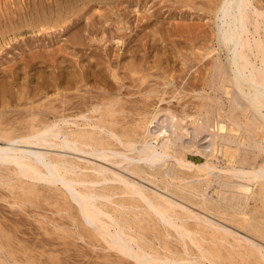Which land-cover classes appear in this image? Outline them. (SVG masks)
Masks as SVG:
<instances>
[{"label":"bare ground","instance_id":"6f19581e","mask_svg":"<svg viewBox=\"0 0 264 264\" xmlns=\"http://www.w3.org/2000/svg\"><path fill=\"white\" fill-rule=\"evenodd\" d=\"M16 1L18 2V0H14V1L13 0H0V3L2 4V7L5 6L7 8H10L9 4L10 5L14 4V3L17 4ZM25 1L28 4H24L23 0H19L18 4H21V5H18L19 6L18 7L15 4V7H17V10H12V8H11V11H13V13L11 15H10V13L6 14L3 11L5 14L2 13V17L4 18V16L6 15V18L5 19H1L2 17L0 18L2 20V21L0 20V31H2V34H3L5 41L8 39L7 37H10V39L14 38L11 35L13 32H15V34H16L17 32L18 33H21V32L24 33L25 31H34V34H36L35 31H39V30L42 31L44 28H49V27H52V32H53L52 35L54 34L55 30L60 29L61 32L59 31V34L60 33L63 34V32H65L66 29L74 28L75 26L78 28L77 29L75 27L78 30V32L75 31L76 30L75 28H74L75 30H73V31L76 32L77 36H80V34H83L84 31H86V29L89 31L90 35H95V34H97L96 28L102 27V26H97L95 28V26H92V25H94V23H93L91 25V27H87L86 25H84V23L89 24V22H93L91 20L92 17L95 18L100 13L103 14V15L101 14V16H103L102 18L99 15L101 19L106 18L105 17L106 15L104 16V12H103L104 10H100V12H98L99 11L98 9H101L103 4H113L115 7V5L120 6V4H123L124 2H126L128 0H52V2H49L46 0H31L32 2H30V3L28 2V0H25ZM139 1H141V0H139ZM139 1H137L138 4H139ZM150 1H148V2L150 3ZM152 1L157 3V1H155V0H152ZM174 1L176 3L179 2V5H181V3H182V4H186L188 6L194 5L196 7L197 5H195V4H199L198 2L201 0H174ZM203 1H204L203 4L204 5L206 4V6L208 8V10L207 9L206 10L208 11V13L210 12V15H211L210 17L212 18V19H210V17H209L210 22L213 20L212 21L213 22V28L211 26L212 31L211 32L209 31L210 33L209 34L207 33L208 35L206 34V36H208L209 38H207L206 36H203V33H201L202 35L201 34H198V35L202 36L201 39H203V37L207 38V39H203L206 42L208 40H212L211 42H213V43L210 45L206 44V45H208L207 50L204 49V51H202L203 49H201L202 54H203V52H205L203 54L204 56L209 55V57L211 58L210 59V58L206 57V58L210 59V61L208 62L209 66H207L208 72L206 71V69L203 68V65H202L203 71L205 70L206 73L203 72L204 73V74H202L203 77H201L202 75L201 76H195L194 75V76L200 77V79H198V81L200 83L199 86H200V88L203 89V91L208 90L207 88L209 86L212 87L209 89V90H211V89H213V86L215 88H217V85H218V88L222 89L223 93L225 94L226 102H227V100L229 101V104H230L228 106L229 111L227 112L226 109L224 108V106L226 104L224 102V100H225L224 96H222V95L220 96L219 94H217L215 96L212 94L209 95V98H213V99L217 100L216 102H220L222 105V107H220L218 109L219 112L216 111V113L218 112L220 114V116L217 114V116H219V117H217L216 115H214L215 113L213 114L215 116L214 117L215 119L210 114V115H206L207 117L201 121L202 117H200V116L190 117L191 113L188 114L189 113L188 111H187V115L180 116L179 115L180 108H178L179 110L176 111V110H174V108L172 106L169 107V105H168V107H165V105H163L165 108L162 107V105H161L159 108L155 107L156 108L155 110H151V107H150L151 104L147 103V100H151V98L149 99V97L152 94H153L152 96H155L154 93L158 91V89L156 88V85L160 84L159 80H157L159 83H156V85L154 84L155 86L153 85L157 89L156 90L153 86H145V85L143 86L142 85V84H144L145 78H147V76H144L145 78L142 79L138 75L141 76V73L145 72L144 70H143L144 72L142 71L139 74L137 73L138 75L132 74V75H134V77L131 75L133 78H136L135 76L137 75L141 79V80L138 79L139 81L137 80L140 83H138L139 84V86L137 87L138 91H136V92H138V94L140 93L141 95H143V97L144 96L146 97V98H144L145 100L144 99L142 100L140 98L139 101H137L134 99L135 101L138 102V105L132 103V102H134L133 97L131 96L132 99H130L131 98L130 96H129L130 98H128L127 95L125 97H124V95L125 94L131 95L132 92L130 91L129 88L133 87L135 84L131 85V86L128 85L129 86L128 87L127 84H130L131 82L126 83V81H123L125 79V77L120 76V72H121V74L123 73L122 68H121L122 71L120 70V72H118L120 67H121V65H119L120 63H117L119 61L120 56H118V58L115 59L114 62H116V61L117 62L114 64L110 60L111 57H109L108 59L110 60L109 61L110 66L109 67L107 66L106 69L103 68L104 66L99 69V68H97L98 66H97L96 62L97 61L99 62L101 59L104 61V59L101 58L99 60V58H97L98 59L97 60L96 57L100 56V54L102 53L103 50H101V53H100V51H97L98 53L97 52L96 53L99 55H96V57H95L96 53L94 54V52L96 51V48L94 47L95 51L92 50L93 53L90 55H91V57L94 56V58H95L94 60H96V61H92L93 58L90 59L89 57L87 59H84V57H87V56H84V53L81 56H79V54H77L79 57L77 56L78 59L76 60V62L75 63L70 62V63H74L73 65L72 64H70V65H72V66L75 65L74 66L75 68L74 67L69 68L67 66H63L64 64L62 65L61 63H59L60 61L57 62L58 59L60 60V57H57L56 53L58 51L59 53H57V54H58V56L60 55V53L62 52V49H63L61 46H58L56 48V50H53V52L51 50V53H50V50L49 51L46 50V51H48V53L45 52V50H44V51H42L43 54L46 53L47 55H49V57L50 56L52 57V62H51V60H46V61H50L52 63L50 65L51 69H53L52 66L54 67L52 73L50 72L52 74V79H50L51 77L49 79L52 80L51 82H53L51 87H53V88L55 87L57 93L60 94V97L58 95L57 97H59V98L58 99L53 98L54 100L49 98L50 100H52V102L47 101V99H46L47 102H43L40 105L36 104L37 106L34 103L35 102L33 100V99H35V97H34L32 99L34 101L33 102L34 105L28 104L29 108L26 107V110L24 112L22 111L23 112L22 114H24V113L25 114L21 116L22 117L21 119H19L20 117L14 116L15 114L17 116H20V113H21V109H20V113L17 114V111H16V109L18 108L17 106L15 109L16 113L14 115H13L12 111L10 112L13 115V117H12V115L9 114V112H7L10 107H8L7 110L6 109L3 110L4 108L0 109L2 111L7 112L8 115H10V116H6L7 113L4 116H3V114L2 115L0 114V200L2 199L3 202L5 200L10 204V206L9 205L8 206L10 207L11 210H13L12 211L13 214L19 215V216L27 215V217L33 216L36 218V221L39 222V225L35 224L37 226H33L34 229H37V228H38V230L44 229L45 231H52L51 233L57 232L58 234H60V237H61L62 232L69 228V227L67 228V226H70V231H68L69 230L68 229L67 230L68 232L73 233L74 235L75 234L78 235L79 237H81V239L87 240V242H89L90 245H92V246L101 245L102 247H104V249H103L104 251H106L107 249L110 250L109 252H111V250L112 251L114 250L116 252L118 251L119 254L121 253L120 254L121 256L124 254L123 256H125V257L126 256H130V258L133 257L138 262V264H233L235 262V260H236L235 258L237 257L238 254L244 255V257H243L244 261L246 260L245 264H248L247 262H249L250 259H252V262H249L251 264H264V240H262L263 242L258 241L259 238H261V237L264 238V210H263L264 209V0H208L209 2H207V3L205 2L206 0H203ZM131 2L132 1H129V3H131ZM141 2H143V0ZM160 2H164V1L160 0ZM166 2L168 5L169 1L167 0ZM164 4L166 5L165 2H164ZM171 4L172 3H170L168 6H170ZM25 5H27V6H25ZM123 5L125 6V4H123ZM139 5H141V4H139ZM152 5L153 4L151 3V6ZM173 5H171V6H173ZM201 5H202V3H201ZM154 6H152V7H154ZM175 6H176V4H175ZM110 7H111V5H110ZM133 7H131V9H134ZM146 7L144 6L142 8L144 9ZM158 7L159 6L156 7L157 8V12H156L157 14L154 13L155 10L153 12L154 15L156 14L155 17H157L158 11L160 10V9L158 10ZM189 7H190V9L192 8L191 6H189ZM202 7L205 8V6H202ZM4 8H2V10H5ZM93 8L97 10V12H98L97 15H94L96 10H95V12H93L91 10ZM176 8H179V6H177ZM176 8H175V10L174 9L173 10L176 11ZM186 8L188 9V7H186ZM103 9H105V8H103ZM113 9L115 10V8H113ZM129 9L130 8H128V12L132 11V14L135 13V12L133 13V10L130 11ZM169 9L170 8H168V10ZM194 9H196V8H194ZM121 10H122V8H121ZM147 10L148 9H146V11ZM171 10H172V8H171ZM202 10H199V11L201 12ZM206 10H205V12H207ZM9 11L10 10H8L7 13ZM91 11L94 13L93 14L94 16L91 15L92 17L90 16ZM195 11L197 12V10H195ZM203 11L201 12L202 15H204ZM113 12H115V11L112 10V13ZM115 13H118L117 15H119L118 11H116ZM122 13L124 14V13H126V11L122 12ZM139 13H141V12H139ZM149 13H150V15L152 14L150 11H149ZM106 14H107V11H106ZM123 14H121V15L124 17L125 15H123ZM126 14H129V13H126ZM135 15H139V14H135ZM146 15H144V16H146ZM150 15H147V17L149 16V18H150L151 17ZM99 16L97 19H100ZM112 16H114V13ZM122 16L119 15V17H118L120 21H123ZM139 16L142 17L141 15H139ZM139 16H137V18ZM170 16H171V14H170ZM90 17H91V19H90L91 21H89V19H87V21H89V22L83 21L84 18H90ZM109 17H111V15ZM109 17L106 18L107 21H108V19H110ZM115 17H112V19L114 18L113 20L117 21L118 18L117 17L115 18ZM125 17L130 19L131 16H125ZM181 18H180V20H182V19L186 20L188 17L187 18L185 17L182 19ZM101 19H100V21H102ZM144 19H145V17H144ZM164 19H165V17H164ZM196 19L199 20L200 17L196 18ZM201 19H203V18H201ZM155 20H156V18H155ZM180 20H178V21L180 22ZM100 21L98 20V22H100ZM141 21H142V19H141ZM146 21H147V19H146ZM151 21H153V20H151ZM160 21H158V22H160ZM188 21H192V20H188ZM111 22H113V24H114V21H110V23ZM126 22H129V21L127 20ZM167 22H165V23L167 24ZM184 22H186V21H184ZM193 22L194 21L190 22V24ZM204 22L205 21H203V23ZM207 22L210 23L209 21H207ZM212 22L210 24H212ZM124 23L125 22H123V24ZM152 23H154V22H152ZM174 23H175V21H174ZM174 23H172V24H174ZM105 24H106V22H105ZM123 24H121V25L124 26ZM125 24H128V23H125ZM141 24H146V23L143 22ZM149 24H147L146 26H148ZM155 24H157V21L155 22ZM159 24H161V23H159ZM184 24H186V23H184ZM194 24H195V22H194ZM106 25H104V22H103V26H106ZM108 25H107V27H108ZM121 25L119 26L120 28H121ZM129 25L132 26V24H129ZM161 25H163V22ZM169 25H164V26H169ZM176 25H177V22H176ZM176 25H175V27H176ZM207 25L208 24H206V26ZM114 26H112L110 29L111 30H112V28L114 29ZM116 26H118V25H116ZM125 26H124V28L126 29ZM130 26H129V28H130ZM196 26H194V28ZM198 26H200L201 28L204 27V25L202 26L201 24H198ZM152 27L155 29L156 25L152 26ZM177 27H178V25H177ZM179 27H182V26L179 24ZM183 27L185 28V25ZM186 28H188V27L186 26ZM189 28L191 29L192 27L189 26ZM201 28H200V31H198L199 33L201 32ZM108 29L109 28H105V30H108ZM157 29H155L156 32H158ZM190 29H188V30L190 31ZM197 29H198V27H197ZM46 30L48 31L47 33H50L49 32L50 30H48V29H46ZM62 30H64V31L62 32ZM102 30H104V28ZM123 30L121 29V31H123ZM149 30H151V29L149 28ZM149 30H148V32H149ZM160 30H162V29H160ZM174 30L175 29L173 28V31ZM192 30H193V28H192ZM203 30H205V28H203ZM73 31L70 30V32L68 34H72ZM108 31H106V32H108ZM116 31H117L116 34L121 32L118 29ZM130 31L133 32L132 28ZM155 31H154V33H155ZM109 32H110L109 33L110 35L115 36V34H111V31H109ZM145 32L143 31V33H142V30H141L142 34H147ZM184 32H182L183 35H184ZM47 33L44 32L43 34L44 35L46 34L45 36H47ZM129 33H127V34H129ZM152 33H153V31H152ZM167 33L163 34L162 36L169 35ZM109 34H107V35H109ZM161 34H162V32H161ZM179 34L180 33H177V35H179ZM185 34H187V33H185ZM37 35L38 34L34 35V37ZM40 35H42V34H40ZM86 35H85V38H86ZM104 35H106V34L103 33V37L105 38L106 36H104ZM137 35H138V33H137ZM137 35L133 34L132 38H134L135 36H136L135 38H137ZM150 35H152V34L150 33ZM159 35L160 34H158V36ZM191 35L194 37V32H193V34H189L190 37H191ZM57 36H59V35H57ZM125 36H126V33H125ZM140 36H142V35H140ZM140 36L137 39H139ZM181 36L179 35V37H181ZM197 36H195V37H197ZM32 37H33V35H32ZM42 37H44V36L42 35ZM148 37H149V34H148ZM176 37H178V36H176ZM29 38H30V35H29ZM141 38H140V40H141ZM174 38L171 37L172 43L174 41L173 40ZM182 38H184V37H182ZM182 38H181V40H184ZM14 39H15L14 41L17 42V40H16L17 38H14ZM34 39H36V38H33V41H34ZM40 39H42L44 41L43 38L39 37V40ZM99 39H100V37L98 38V41H99ZM108 39L111 40V39H115V38H112L109 36L107 38V40ZM118 39L119 38H117L115 41H118ZM123 39L126 40V38H123ZM130 39H129V41H130ZM168 39L170 40V38H168ZM195 39H197V38H195ZM21 40H24V39H21ZM125 40H124V42L129 44V42H126ZM145 40L142 39V42L144 41V43H142V45L140 44L141 42H138L135 39L133 40V42L137 41V43L140 44V45L139 44H137V45L142 47V48H139L141 51L143 49L142 53L144 51L147 52V50H145V48H143L144 47L143 44H145V42H146ZM178 40H179V42L181 41L179 38H178ZM18 41H20V40H18ZM25 41H26V39H25ZM25 41H24V43H25ZM28 41H29V39H28ZM52 41H54V39H52ZM109 41H107V42H109ZM119 41H121V39ZM30 42H31V40H30ZM69 42H71V41H69ZM133 42H131L130 43L131 46H129L130 45L129 44L128 47H133L134 46V45L132 46ZM157 42L158 41H156V44H158ZM175 42H177V45H179L178 41H175ZM186 42L189 43L191 41L189 40ZM194 42H197V41L194 40L192 43H194ZM201 42H203V41H201ZM11 43H13L12 40H11ZM35 43H37V41H34V44ZM55 43H56V39H55L54 44ZM72 43H73V45L77 44L78 46L82 45V47H84L83 46V40L81 38H77L75 40L73 39ZM72 43H70V44L72 45ZM92 43H94V42H92ZM119 43L117 42V45ZM207 43H209V42H207ZM28 44H29V46L34 45L32 43L30 44L29 42H28ZM41 44H42V41H41ZM41 44L39 45L40 47H42ZM44 44H43V46H45ZM90 44L91 43L87 44V46ZM107 44H109V43H107ZM115 44H116V42H115ZM154 44H155V42H154ZM174 44H175V47H177L176 43H174ZM183 44H184V42H183ZM37 45H38V43H37ZM66 45L67 44H65V46H63V47L67 48ZM73 45H72L73 49L72 48L71 49L72 50L77 49ZM123 45H124V43H123ZM145 45H146V47L148 45L151 46V44L147 45V43ZM15 46H17V45H15ZM87 46L85 47L86 48L85 52H87V49L91 50L89 47H91L92 44L88 48H87ZM105 46L107 47V49L113 48V47H111L112 44H110L109 47L106 44H105ZM125 46H127V45L125 44L124 47ZM22 47L23 46H21V48ZM32 47H34V46H32ZM32 47H31V50H32ZM53 47H55V46H53ZM106 47H104V48L107 51ZM153 47H155V45H153ZM1 48H2V51H4V47L0 46V49ZM9 48L6 50H10ZM13 48H14V45H13ZM24 48H25V46H24ZM37 48H38V46H37ZM97 48H98V46H97ZM116 48H118V46L115 47V49L114 48L113 49L116 51L117 50ZM135 48H137V46ZM174 48H172V49L175 50ZM197 48H195V49L197 50ZM18 49H20V48H18ZM64 49H63V51H64ZM110 49H108V50H110ZM118 49H120V46ZM139 49L137 48V52H139L138 51ZM154 49H156V48H153V50ZM157 49H158V47H157ZM172 49L170 48L169 50H172ZM195 49H193V50L196 51ZM13 50H12V52H13ZM42 50H43V48H42ZM77 50H76V52H77ZM83 50H84V48H83ZM129 50L132 52L131 48ZM180 50H181V48H180ZM193 50H191V53ZM23 51H24V49H23ZM23 51H21V52H23ZM29 51H30V48H29ZM123 51H125V49ZM127 51H128V49H127ZM133 51L134 52H132V53L136 52L134 49H133ZM148 51H149V53H151V55H152V53L155 52V51L151 52V49ZM166 51H167V48H166ZM199 51L200 50H198V53L195 52L196 53L195 57L197 56V54L201 55V54H199V53H201V51L200 52ZM78 52H81V50H79ZM108 52H111V54H113V56L116 55L112 52V50H110ZM108 52H106V53L109 56L110 54ZM117 52L121 53L118 50L116 51V53ZM163 52H164L163 53L164 55L161 54L162 52L161 53L159 52V53L161 56L163 55V57H164L166 54H165V51H163ZM167 52H169V51H167ZM173 52L174 51L170 52L169 54H171V53L174 54ZM5 53H7V52H5ZM35 53H36V51H35ZM63 53H66V51ZM69 53H73V52H71V50H70ZM88 53L89 52H87V54ZM130 53H128V55ZM126 54L124 56L125 58H127ZM139 54H140V52L138 53V55ZM177 54H179V53H177ZM13 55H14V52H13ZM32 55H35V54H31V56ZM37 55L39 56V54H37ZM103 55L101 54V56H103ZM155 55H156V52H155L154 56ZM181 55L182 54H180L179 56H181ZM15 56H18V54L16 53ZM22 56H23V54H22ZM31 56H29V57H31ZM63 56H64V54H63ZM104 56H106V54ZM113 56H112V60H114V58L117 57V55L114 58H113ZM134 56H135V54H134ZM144 56L147 57L146 55H144ZM154 56L152 55V57H154ZM166 56L170 57L169 55H166ZM175 56H176V54H175ZM25 57H27V56L24 55L23 59L25 61L30 59V58L26 59ZM34 57L35 56L31 57V59ZM41 57H42V55H41ZM41 57L38 58V61H39V59H41ZM43 57H45V55H43ZM65 57H67V56H65ZM168 57H167V59H168ZM173 57H174V55H173ZM6 58H7V60H9L7 56H6ZM121 58L122 57H120V59ZM142 58L143 57H141V59ZM156 58H158V57H156ZM180 58L181 57H179V59ZM190 58H192V57H190ZM2 59H0V60H2ZM13 59H15V58H13ZM23 59H22V61H24ZM47 59H48V56H47ZM62 59H63V57H62ZM131 59H132V57H131ZM139 59L140 58L138 57V60ZM149 59L151 61L152 58L149 57ZM154 59L155 58H153V60ZM160 59H161V57H160ZM164 59H165V57H164ZM177 59L175 58L176 62H177ZM182 59H180V60H182ZM197 59L195 61L196 63L198 62ZM204 59H205V57H204ZM4 60L7 61L5 58L3 59V61ZM18 60L20 61V59H18ZM30 60H29V62H30ZM70 60H71V58H70ZM74 60L75 59L73 57V61ZM85 60H88V62H86ZM127 60L130 61V59H127ZM144 60H146V59H144ZM144 60H142L143 62L141 60H139V62L144 63ZM172 60H173V58H171V61L169 60V62L165 61V62H168V66L169 67L171 66V68H172V66L174 67L175 64H176V67L179 68V70H181L184 66H186V65H184V66L179 65V66H182V68H180L177 66L178 63L173 64ZM175 60H174V62H175ZM180 60H179V63H180ZM16 61H17V59H16ZM25 61H24V64L26 65ZM81 61H82V63H81ZM107 61L108 60L106 59V62ZM125 61H126V59H125ZM146 61L150 65V62L148 60H146ZM160 61H159V63H160ZM182 61H185V60H182ZM65 62H67V61H65ZM165 62L163 64H165ZM170 62L173 65H169ZM9 63H12V61H9ZM9 63H6V65L8 64V67H10V70H11L12 66L14 67V65L19 64V62L16 64L14 61L15 64L12 63V66H10ZM33 63H32V66L35 63L37 64V60L34 64ZM67 63H69V62H67ZM155 63H154V65H155ZM40 64H41V62H40ZM43 64H44V62H43ZM125 64H123L124 67H125ZM130 64H131V62L129 63V65ZM146 64L144 65L145 67H146ZM180 64H182V63H180ZM185 64H187V63H185ZM22 65L23 64L21 63V66ZM25 65H23V66H25ZM28 65L29 64H27V67H29ZM46 65H48V64H46ZM99 65H100V63H99ZM107 65H109V64L107 63ZM135 65H136V62L134 64V66ZM36 66L39 67V65H36ZM118 66H119V68H118ZM159 66L161 67V64ZM159 66L156 65V67H158V69H161L162 67L159 68ZM168 66L166 65V68ZM2 67H3V65H2ZM33 67H35V66H33ZM99 67H101V66H99ZM126 67H127V65H126ZM126 67L124 69H127L129 66L127 68ZM136 67L141 68L142 66L138 67V65H136ZM198 67L201 68L200 66H198ZM4 68L8 69L5 65H4ZM148 68L150 69L152 67H148ZM163 68L161 69V71L163 70ZM174 68H173V70H175ZM17 69H15V70L17 71ZM42 69H43V67H42ZM51 69H50V71H51ZM142 69H143V67H142ZM185 69H187V67L183 68V70L181 72L182 74H183ZM29 70H31V69H29ZM130 70H131V68H130ZM130 70H124V73L127 71L129 72ZM135 70H136V68L132 69L133 72H135ZM151 70H149V71L151 72ZM153 70L155 71L154 68H153ZM169 70L172 73V69L169 68ZM12 71H13V74L15 75L16 73L14 72L13 69H12ZM165 71H167V70H164L163 72H165ZM7 72L9 73V69ZM33 72H34V70H33ZM33 72L30 73V71H29V74H32ZM42 72H39V73L42 74ZM158 72H159V70H158ZM187 72L189 74L190 70L189 71L187 70ZM194 72L192 71V73H194ZM0 73H3V72H0ZM22 73H23V71H22ZM24 73H25V71H24ZM129 73H131V72H129ZM129 73H125L122 75L127 74L126 76L129 77V75H130ZM162 73L160 75H162ZM197 73L199 74V72H197ZM7 74H5V75L7 76ZM29 74L27 73V75H29ZM46 74H45V76H46ZM149 74L150 73H148V75ZM157 74H159V73H157ZM172 74H171V76H172ZM179 74H176V75H179ZM188 74L186 76H188V79H189L190 76ZM20 75H22V77L23 76L25 77L24 74H20ZM156 75L153 74L154 77ZM160 75H157V79ZM169 75L170 74H168L167 76H169ZM184 75H183V77L185 78L186 76H184ZM40 76H42V78L44 77L43 75H40ZM180 76H181V74H180ZM27 77H30V76H27ZM128 77H127V79H128ZM175 77L176 76H174V78ZM183 77H181V78L183 80H185ZM1 78H2V76H1ZM8 78L11 79L10 77H8ZM37 78H39V77L37 76L36 80H37ZM150 78L151 79H148V80H151V81L156 80L152 77H150ZM163 78L166 79V81H167L166 84H169L170 89H168L169 86H167L165 83L163 85H166L168 87L167 89L172 91L173 88L171 89V86L174 83L172 85L170 83L174 82L173 79L167 80V78L165 76ZM192 78H194V77L192 76ZM192 78H191V80H193ZM6 79L7 78H5L4 80H6ZM13 79H14V77H13ZM13 79H12V81H14V82H16V81L18 82L20 80L18 77H17V79H19V80H16V77H15L16 81ZM29 79L31 80V78H29ZM29 79H27V80H29ZM44 79H45V77H44ZM46 79H47L46 81L45 80H43V81H45L46 85L50 86L51 82L49 81L50 84H48L49 82L47 83V81L49 79L48 78H46ZM182 79H180V80L182 81ZM39 80H41V79H39ZM133 80L134 79H132V83H133ZM161 80L162 79H160V81ZM194 80H197V79L194 78ZM12 81H10V82L12 83ZM31 81H33V79ZM130 81H131V77H130ZM3 82H5V81H3ZM10 82L8 81L7 83L10 84ZM163 82H165V81H163ZM177 82H179V80ZM189 82H191L190 86L188 85L189 87L186 85V84H188V81L184 82V83H186L185 86H182V89H184L185 92H187L186 88H193L194 89V87H196L194 85L195 84L194 82H193L194 87H192L193 86L192 81H189ZM38 83H40V82H38ZM184 83H183V85H184ZM196 83H198V82H196ZM14 84L15 85L13 87L17 86L16 85L17 83H14ZM27 84L29 85V83H27ZM27 84H25V85H27ZM178 84H180V82ZM147 85H148V83H147ZM5 86L6 85L3 84V88H0V90H1L0 92L2 95L4 93L6 94L8 91L10 92V90H11L10 88H6ZM10 86L12 87V84H10ZM22 86H24V84ZM37 86H39V85H37ZM42 86H44V85L42 84ZM49 86H46V88L48 87L50 89ZM161 86H162V84L160 85V87L159 86L158 87L161 88ZM166 86H164V87H166ZM197 86H198V84H197ZM0 87H2V86H0ZM18 87H19V85H18ZM89 87H91V88H89ZM134 87L133 88L136 90V86H134ZM173 87H175V86H173ZM24 88H25V86H24ZM26 88H27V86H26ZM29 88H30V86H29ZM29 88H27V89L29 90ZM43 88H45V86ZM46 88H45V90H47ZM53 88H51V89H53ZM95 88L96 89L100 88V89L96 90ZM124 88H125V91H123ZM18 89H17V91H18ZM27 89H24L23 92H26ZM37 89L34 88V90H37ZM134 89H132V90L134 91ZM19 91H18V93H19ZM47 91H49V90H47ZM201 91L199 90V93ZM12 92H14L13 89H12L11 93ZM15 92H16V89H15ZM20 92H21V94L23 93L22 91H20ZM28 92H31V91H28ZM33 92H35V91H32V93ZM40 92H43V91H40ZM161 92H163V91H161ZM172 92H175V91H172ZM194 92H196V91H194ZM18 93H15V95ZM134 93H135V91H134ZM134 93L132 95H134ZM158 93H160V92H158ZM164 93H166V89H165ZM164 93H162V94H164ZM167 93H169V92L167 91ZM25 94L28 95L29 93H25ZM25 94L22 97L20 96L21 98L20 97H14L15 95L12 94L13 95V101H14V98H19L20 100H22V98H24V96L25 97L27 96ZM35 94L37 95V93H35ZM140 94L138 96L142 97V96H140ZM171 94L172 93H169V95H171ZM12 95H10V97ZM19 95H20V93H19ZM19 95H17V96H19ZM38 95L40 96L41 94H39V92H38ZM46 95H49V94H46ZM53 95H54V91H53ZM135 95H136V93H135ZM166 95L167 94H165V96ZM187 95L188 96H186V97L188 98L189 94H187ZM39 96L36 98V101H37V99H40L41 97H43V95H41L40 98H39ZM163 96L164 95L160 96V100L164 99ZM200 96H203V94ZM31 97H33V95H31ZM31 97H30V99H31ZM45 97H48V96H45ZM45 97H43V98H45ZM139 97L136 96V99H138ZM186 97L185 98L183 97L185 99L184 102L186 101ZM3 98H5V97H3ZM3 98H2V100H3ZM157 98L156 99L154 98L155 100L154 99H152V100L156 101L159 99V98L158 99ZM177 98H180V97L178 96ZM177 98H175V100ZM193 98L191 99V97H189L188 99L193 100ZM10 99H12V98H10ZM166 99L167 98H165V100ZM165 100H162V101L165 102V104H166ZM198 100H201V98L199 97ZM25 101L28 102L27 99H25ZM140 101H144V103L142 102V104H139V103H141ZM169 101H170V99H169ZM181 101H183L182 98H181ZM148 102H150V101H148ZM158 102L159 101H157V104H158ZM179 102H180V100H179ZM179 102L177 101V104ZM184 102H183V105H184ZM198 102H200V101H198ZM198 102H196V103H198ZM213 102H215V101H213ZM213 102L211 101V103H213ZM7 103H8V101H7ZM16 103H13L12 106L13 107H15V105L19 106L20 103H22V105H20V108H21V106H24L23 104L25 102L23 103V101L22 102L19 101V104H18V102H16ZM30 103H31V100H30ZM151 103H152V101H151ZM167 103L171 104V101L167 102ZM174 103H176V102H174ZM200 103H205V102H200ZM26 104L27 103H25V106H26ZM152 104H155V102ZM173 104H171V105H173ZM177 104L173 105V106H176L175 107L176 109L178 106ZM181 104H182V102H181ZM186 104L188 105V104H190V102L189 103L187 102ZM216 104L219 105L218 103H216ZM8 105H9V103H8ZM8 105H6V106H8ZM190 105L193 106L192 104H190ZM190 105L187 107L190 108ZM0 106H2V104ZM208 106H210V105H208ZM211 106L214 107V105H211ZM2 107H4V106H2ZM152 107H154V105ZM178 107H180V106H178ZM205 108L207 109L208 107H205ZM210 108H209V110H210ZM182 109H183V106H182ZM195 109H193V110L196 111L197 109L196 110ZM17 110H19V109H17ZM184 110H186V109H184ZM216 110H217V108H216ZM162 111L169 112L171 118H169V117L168 118H169V120L170 119L171 120L168 123V121H167L168 119H167L166 122L168 124L164 125L166 123V122H164V124L161 127H157L158 124L156 125L154 122L157 121L156 120L157 116H159L158 114ZM206 111H207V114H209L208 110H206ZM150 112L153 113V114H151V116L149 115ZM167 112L164 113V115L168 114ZM211 112L213 113V111H211ZM1 113H4V112H1ZM180 113L186 114L185 112H183V113L180 112ZM205 113L206 112L204 110V113L203 112L201 113L202 116H203V114L205 115ZM201 114L199 112V115H201ZM188 116L190 118H194L193 121L191 120L192 123L189 122L188 124H194V123L198 122V126L195 127L198 133H200V132L204 133L205 130L208 132V130L209 129L211 130L212 126H213L214 127L213 128L214 133H212L213 131L209 132V134L212 133L211 137L209 139L207 137V139H205V141L203 140V142H201L199 139H198V141H196V140H194L195 138L193 140L189 139V141L185 142V140L183 138L187 134H191V130H194V129L190 130V127H189L190 125L187 124L188 121L186 118ZM157 123H159V122H157ZM192 134H193V132H192ZM188 136H190V135H188ZM188 136L185 138H188ZM200 136L201 135H199V137ZM193 137H195V136H193ZM190 138H192V136ZM196 138H198V137H196ZM220 153H223L222 156L223 155L229 156V159H225L227 161V162L225 161L226 165L223 164L224 162L222 163V161L220 159V157H222V156H219ZM250 153L253 155H249ZM223 160H224V157H223ZM145 181L149 182V184L146 183ZM214 182L218 184L217 185L218 187L215 189V192L217 193V195L216 194L215 195H216V197L219 196L218 197L219 199H217L216 197L214 198L208 194L209 188L215 187V186H212ZM213 192H214V190H213ZM7 197H12L13 200H8ZM9 199H11V198H9ZM7 202L5 203L6 205H7ZM251 204H253V205H251ZM11 206H12V208H11ZM201 206H203V208H202L203 210H200ZM13 207L15 209H13ZM215 211L224 212L223 214H225V212H227L226 214H229L231 216V218L230 217L226 218L223 216L225 221L223 220L222 222L227 223L228 220L229 221L231 220L230 222H232V223L236 222L235 226L237 228L235 226L230 227V226L224 225L223 223H221V221L219 222V221L213 219L207 213V212H211V213L217 214V212H215ZM6 213L7 212H5V210H3L2 206L0 205V264H11V263H13V264H44L43 262H41L39 259L36 258L35 254L32 253L33 251L30 250L31 249L30 247H28L30 244L29 245L26 243L23 244L22 241H24V240L23 239L20 240L18 238V234H20V233L17 234L16 232H14L17 230H21V225L25 224L26 221H24L23 219H22L23 221L18 219L17 216H16V218H14L15 216L11 217V215L9 216ZM8 214H10V213H8ZM211 215H213V214H211ZM221 215H219V217ZM214 216H216V215H213V217ZM225 216H228V215H225ZM22 222H24V223H22ZM232 225H234V224H232ZM172 230H176V232L179 234L180 243H181V246L183 247V249L181 248V246H180V248L178 246V245H180L177 242V241H179L178 238L176 240V242L178 244L176 246V247H178V249H176L177 251L176 250L174 251L172 249H168V246L171 243L168 244L169 241H167V240H170V238L176 239V238H174L175 236L172 238V234H174ZM45 231H44V233H45ZM17 232H19V231H17ZM59 232H61V233H59ZM67 233H65V234H67ZM149 233L152 234L153 237L159 238V240L163 246L162 248H166L168 251L163 252V250L160 249V247L159 248L156 247L155 240L152 239L153 237H149L150 236ZM45 234H47V233H45ZM170 234H171V237H169ZM21 235H24V234H21ZM257 235L260 236L258 238V240L256 238ZM56 236L57 235H55V237ZM179 236L177 235V237H179ZM36 237H39V236H36ZM263 238H261V239H263ZM39 239H40V237H39ZM26 240H29V239H26ZM42 240H44V239H42ZM76 240L77 239H75V241ZM80 240H78V242H81ZM39 241H41V240H39ZM44 242H46V241H44ZM81 243H83V242H81ZM158 243H159V241H158ZM89 244H88V246H89ZM61 245L56 246V247L54 246V247H55V249L57 247L60 248ZM77 245H79V244H77ZM151 245L154 246V248H152ZM172 245L174 246L175 244H172ZM190 245H193V248L195 246V248H197L196 250H198L199 252L196 253L195 252L196 250H195L194 251L195 253H194L191 250ZM96 246H94L93 249ZM101 246H97L96 248L100 247L102 249ZM148 246H149V248H151V250H149L147 248ZM157 246H159V245L157 244ZM64 247H62V248H64ZM70 247L72 248V246H70ZM176 247L174 246L173 248H176ZM46 248L48 249V247H46ZM71 248H68V249H71ZM20 249L23 250L22 252L25 253V256L20 254L21 253ZM44 249L42 251H44ZM179 249H182V250H179ZM85 250H86V248H85ZM99 251H100V249H99ZM56 252L58 253V251H56ZM74 252H70V253L72 254ZM67 253L69 254V251ZM50 255H47V256L50 257ZM56 255H54V257ZM64 255L66 256L67 254L65 253ZM52 256H53V254H52ZM52 256H51V258H52ZM75 256H76V252H75ZM81 256H82V254H81ZM103 256L104 255H102V257ZM121 256H119V257H121ZM69 257H70V254H69ZM82 257H84V256H82ZM108 257H110V256H108ZM111 257L113 258L112 255H111ZM125 257H123V258H125ZM72 258H75V257H72V255H71V258H67V259L73 260ZM76 258H77V256H76ZM76 258H75V261L73 260L74 262H76ZM79 258H81L80 254H79ZM114 258H115V256H114ZM123 258H121V259L123 260ZM133 258H131V259H133ZM60 259L61 258H59V260ZM84 259H85V257H84ZM90 259L89 260L87 259V261H89V263H90ZM125 259H128V258H125ZM131 259H130V261L132 262ZM117 260H118V258H117ZM84 261H86V259ZM91 261H93V260H91ZM111 261L108 259L109 263H111ZM113 261H115V260H113ZM118 261L120 262V260H118ZM125 261L128 262V260H125ZM240 261H241V258H240ZM253 261H254V263H253ZM48 262H49V260H48ZM48 262H47V264H48ZM67 262H69V261H67ZM74 262H72V263L77 264L79 261L77 263H74ZM129 262L126 264H129ZM56 263H58V262H56ZM79 263L82 264L81 262H79ZM86 263H88V262H86ZM106 263H107V261H106ZM58 264H60V263H58ZM83 264H85V263L83 262ZM92 264H95V262H93ZM237 264H238V262H237ZM242 264H243V260H242Z\"/></svg>","mask_w":264,"mask_h":264},{"label":"rangeland","instance_id":"374dc122","mask_svg":"<svg viewBox=\"0 0 264 264\" xmlns=\"http://www.w3.org/2000/svg\"><path fill=\"white\" fill-rule=\"evenodd\" d=\"M13 1H14V0H13ZM23 1H24V2H23L24 4H28L25 0H23ZM46 1L52 2V0H46ZM129 1H132V2L129 3ZM137 1H139V0H135V1H134V0H128V1H126L127 3L124 2L123 4H125L126 7H125L123 4H120V6H116V5H115V7H114L113 4H103V5H102V8H101V9H98V10H99L98 12H100V10H104L103 12H104V16L106 15V16H105L106 18H108V17L111 15V17H109L110 19H108V21L106 20V18L101 19V18L103 17V16H101L102 13L98 14V12H97L96 9H94V8H93L94 10L91 9L93 12H95V10H96V12H95V14H94V13L91 11L90 16H91V15L94 16V15H97V14H98L97 17L93 18V17L91 16L92 19H91V17H90V18H84V20H83V19H82V20H83L84 22H86L87 19H89V21H91V20L93 21V22H89V21H87V22H89V24H87V23L85 24V23H84V25H86L87 27H91V25H92L93 23H94V25H92V26H95V28H96L97 26H102V27H97V28H96V30H97V34H95V35H90V34H89V31L86 29V31H84L83 34H80V36H77V35H76V32H78V30H77L78 28H77L76 26H75V27H76L77 29L74 27L76 30H75L74 28L66 29L65 32H63L64 30H62L63 34H62V33L59 34V31L61 32L60 29L55 30V31L53 30V31H54V34L52 35V33H53V32H52V27H49V28H44V29H43L44 31H43V30H42V31H41V30H39V31H35V33L38 34V35L35 36V37H34V35H36V34H34V31H25L24 33H22V32H21V33H18V32H17L16 34H15V32H13L11 35H12L14 38H17V39H16L17 42H16V41H14V40H15L14 38H11V39H10V37H7L8 39L5 41V40H4V37H3V34H2V31H0V32H1V33H0V34H1V35H0V46H1V47H4V51L7 52V53H5L4 51H2V48H1V49H0V59H2V58L4 59V58H5V59L7 60L6 56H7L8 59H9V60H7L8 62L5 61V60L3 61V59L0 60V68H1V69H0V72H3V73H0V86H2V87H0V88H3V84H5V85H6V86H5L6 88H10V89H11L10 92L8 91L6 94L4 93L3 95H2L1 92H0V94H1V95H0V105L2 104V106H4V107L0 106V109L4 108L3 110H5V109L7 110L8 107H10V108L8 109V111H7V112H9L10 115H12V114L10 113L11 111L13 112V115L16 113V111H17V114H19V113H20V109H21L20 116H17L16 114L14 115L15 117H20L19 119H21V118H22L21 116L25 114V113H24V114H22V113L26 110V107L29 108V105H34V103H35V105H36V104H37V105H40L41 103H43V102H47V101H51V102H52V100H50V99H53V98H55V99L57 98V99H58V98L60 97V94L57 93L55 87H54V88L51 87L53 82H51L52 80H50V79H52V74H51V73H52L54 67L52 66L53 69L50 68V67H51L50 65L52 64V63H51V62H52V57L50 56V57H51V58H50L49 55H47L45 52L48 53V51L50 50V53H51V50H52V52H53V50H56V48H57L58 46H61L63 49H64V48H65V49H64V51H63V49H62V52L60 51V52H61V53H60L61 56H60V55L58 56L57 53H59V52L57 51L56 55H57V57H60V60L58 59L57 62L60 61L59 63H61L62 65L64 64L63 66H67V67H69V68H70V67L73 68V67L75 66V65H74V66H72V65H73V64L76 62V60L78 59V58H77V56H78L77 54H79V56H81V55H83V53H84V56H87V57H84V56H83L84 59H87V58L89 57L90 59L93 58L92 61H96V60H94V59H95L94 56L91 57V55H90V54L93 53L92 50L95 51V48H96V51L94 52V54H95L97 51H100V53H101V50H103L101 54L103 55V54L105 53L106 56H107V57L104 56L105 54H104L103 56H101V54H100V56H97V57H96V55H99V54H97L98 52L95 54L96 59H97V58H99V60H100L101 58L104 59V61H103L102 59H101L102 61L100 60L102 63H101L100 61H99V62L97 61L98 63L96 62L97 66H98L97 68H99V69L102 68L103 66H104L103 68L106 69L107 66H108V67L110 66V62H109L110 60H111V61L113 62V64H114V63L117 62V61H116V62H114V61H115V59L118 58V56L122 57L123 59L121 58V59H122V60H121L120 57H119V61L117 62V63H120L119 65H121V67H120V69H119L118 72H120V70L122 71V69H123V71H122L123 73H122V74H125V73H129V72H131V73H129V74H130L129 77L126 76L127 74H126V75H122L121 72H120V76H122V77L124 76V77H125V79H124L123 81H126V83H129V82L132 83V79H134V80H133V83H132V84H131V83H130V84H127V86H128V85L131 86V85H134V84H135L134 86H136V90L134 89V88H135L134 86H133L134 88H133V87H130L129 89H130V91L132 92L131 95H130V94H129V95H128V94H125L124 97H125L126 95L128 96V98H130V97L132 96V97H133V101H134V102H132V103H134V104H137V105H138V102H137V101H139L140 98H141L142 100H143L144 98H146L145 96L143 97V95H141L140 93H139V94H140V96H142V97H139V96H138L139 94H138V92H136V91H138V90H137V89H138L137 87L139 86L138 83H140V82H138V81H139L138 79H140L139 77H141L142 79H144V78H145L144 76H147V78H145V82H144V84H142L143 86H144V85H145V86H153L154 84L156 85V83H159V82H160V84H157V85H156V88L158 89V91L154 93L155 96H152V95H153V94H152V95L149 97V99L151 98V100H147V103H150V104H151V105H150L151 110H155L156 108H159L161 105H162V107H164L163 105H165V107H168V105H169V107L172 106V107L174 108V110H176V111H178V110H179L178 108H180V112H182V113L185 112V113H186V114L183 113V114H184V115H183V114H181V113L179 112V115H180V116H185V115H187V111H188V112H189L188 114L191 113V114H190V117H194V116H195V117H198V116H200V117H202V118H201V121H202L204 118L207 117L206 115H210V114H211V116H212L213 118L215 117L214 115L217 116V114L220 116V114L218 113V112H219L218 109H219L220 107H222L221 103H220V102H216L217 100H215V99H213V98H209V95H211V94L214 95V96L217 95V94H219L220 96H221V95L224 96V99H225L224 102H225L226 104H225V106H224V105H223V106H224V108L226 109V111L228 112V111H229V110H228V108H229L228 106H229L230 104H229V101H228V100H227V102H226L225 94L223 93L222 89H219V88H218V85H217V88H215V87L213 86V89L209 90L210 88H212V87L209 86V87L207 88L208 90H204V91H205V92H204L203 89L200 88V86H199L200 83H199L198 79H200V77H195V76H201L202 74L206 73L205 70L203 71V68L206 69V71H207V66H209L208 62L210 61L211 58L209 57V55H208V56H204L203 54H204L205 52H203V54H202V51H204V49L207 50L208 45H206V44H209V45H210V44L213 43V42H211L212 40H208L207 42H209V43H207L205 40H203V39H207V38H209L208 36H206V34H207V33L209 34V33L212 31V28H213V22H212L213 20L211 21L212 24H210V23H211V22H210V19H212V18L210 17V16H211V15H210V12L208 13V11H207L208 8H207L206 4H205V5L203 4L204 1H203V0H201L202 2L199 1L198 3H199L200 5H199V4H195V5H197L196 7H195L194 5H189V6H191V7L193 8V9H192V8L190 9V7H189L188 5H186V4H182V3H181V5H179V2L176 3L174 0H171V1L168 0V1H169V2H168V5H169L170 3H172L171 5L174 4L173 6H174L175 8H176L177 6H179V8H176V11H174L175 8H174L173 6H171V5L168 6V5H167V2H166L167 0H161V1H164V2L166 3V5L164 4V2H160V0H155V1H157V3L154 2V1H152V0H151V1H150V0H145V1L143 0V2H141V1H142V0H141V1H139V4H141V5H139ZM146 1H147V2H146ZM148 1H150V3H149ZM16 2H17V1H16ZM18 2H19V0H18ZM18 2H17V4H16V3L11 4V5L9 4V7H10V8H7V7H5V6H4V7H5V8H4V7H2V4L0 3V11H1V12H0V14H1V15H0V18L2 17V13H3V14H5V13H6V14H9V13H10V15H11V14L13 13V11H11V8H12V10H17V7H15V4H16L17 6H18V5H21V4H18ZM28 2L30 3V2H32V1H31V0H28ZM135 2H136V3H135ZM158 2H159V3H158ZM205 2L207 3V2H209V1L206 0ZM46 3H47V2H46ZM128 3H129V4H128ZM132 3H133V4H132ZM151 3L153 4L152 6H154V5H155V6L152 7V6H151ZM154 3H155V4H154ZM201 3H202V5H201ZM175 4H176V6H175ZM108 5H109V6H108ZM110 5H111V7H110ZM127 5H128V6H127ZM132 5H133L134 7H133ZM136 5H137L138 7H137ZM12 6H13V7H12ZM25 6H27V5H25ZM121 6H122V7H121ZM130 6L133 7L134 9H131ZM135 6H136V7H135ZM139 6H140V7H139ZM144 6H145V7L147 6L146 8H144L145 10L142 8V7H144ZM150 6H151V7H150ZM157 6H159V7H158V10L160 9L161 11H160V10H159V11H160L161 13L158 11V15H159V16L157 15V17H155L156 14H157V13H156V12H157V8H156ZM180 6H181L182 8H181ZM185 6L188 7L189 10H188ZM198 6H199V7H198ZM202 6H205V8H203ZM18 7H19V6H18ZM197 7H198V8H197ZM200 7H201V8H200ZM2 8H4L5 10H2ZM13 8H14V9H13ZM103 8H105V9H103ZM109 8H110V9H109ZM111 8H112V9H111ZM113 8H115V10H114ZM116 8H117V9H116ZM119 8H120V9H119ZM121 8H122V10H121ZM125 8H126L127 10H126ZM128 8H130V9H129L130 11L133 10V13H134V12H135V13L132 14V11H131V12H128ZM138 8H139L140 10H139ZM161 8H162V9H161ZM168 8H170V9L168 10ZM171 8H172V10H171ZM194 8H196V9H194ZM18 9H19V8H18ZM107 9H108V10H107ZM146 9H148L152 14L150 15L149 11L147 10V11H148V12H147ZM173 9H174V10H173ZM202 9H203L204 11H203ZM206 9H207V10H206ZM6 10H7V11L10 10V11L7 13ZM105 10L107 11V14L109 13L110 15H109V14L107 15ZM110 10H111V11H110ZM112 10L115 11V12L118 11L120 16H122V15H121V14H123L122 12H125V11H126V13H129V14L124 13L123 15H125V16H131V17H130V19H129V18H126L125 16H124V17L122 16V17H123V21H120L119 18H118L119 15H117L118 13L113 12V13H114V16H112V15H113ZM135 10H136V11H135ZM141 10H142V11H141ZM151 10H152V11H151ZM154 10H155V12H154ZM195 10H197V12H196ZM199 10H202V11L204 12V15H202V13H201L202 11L200 12ZM205 10H206L207 12H205ZM3 11H4L5 13H4ZM18 11H19V10H18ZM144 11H145V12H144ZM139 12H141L143 15H142L141 13H139ZM146 12H147L148 14H147ZM153 12L156 13V14L154 15ZM199 12H200L201 14H200ZM162 13H163V14H162ZM172 13H173V14H172ZM176 13H177V14H176ZM207 13H208V14H207ZM93 14H94V15H93ZM131 14H132L133 16H132ZM135 14H139V15H141L142 17H140L139 15H135ZM146 14H147V15H150L151 17H150V18H149V16L147 17ZM160 14H161V15H160ZM170 14H171V16H170ZM205 14H206V15H205ZM99 15L101 16V18H100ZM102 15H103V14H102ZM144 15H146V16H144ZM153 15H154V16H153ZM167 15H168V16H167ZM172 15H173V16H172ZM200 15H201V16H200ZM208 15H209V16H208ZM98 16H99V18H100L102 21H100V19H97ZM115 16L118 18L117 21L119 20L120 22H119V21L117 22L116 20H113L114 18L112 19V17H115ZM137 16H139V17L137 18ZM162 16H163V17H162ZM176 16H177V17H176ZM182 16H183V17H182ZM184 16H185L186 18L188 17L189 19H188V18H187L186 20H185V19H182V18H185ZM197 16H198V17H197ZM116 17H115V18H116ZM144 17H145V19H144ZM146 17H147V18H146ZM154 17L156 18V20H155ZM158 17H159V18H158ZM164 17H165V19H164ZM178 17H179V18H178ZM181 17H182V18H181ZM199 17H200L199 20L196 19V18H199ZM206 17H207L208 19H207ZM209 17H210V19H209ZM5 18H6V15L4 16V18L2 17L1 19H5ZM148 18H149V19H148ZM157 18H158V19H157ZM160 18H161V19H160ZM174 18H175V19H174ZM180 18H181L182 20H180ZM190 18H191V19H190ZM193 18H194V19H193ZM201 18H203V19H201ZM1 19H0V20H1ZM85 19H86V20H85ZM90 19H91V20H90ZM120 19H121V18H120ZM125 19H126V20H125ZM133 19H134V20H133ZM139 19H140V20H139ZM141 19H142V21H141ZM146 19H147V21H146ZM150 19L153 20V21H151ZM159 19H160L161 21H160ZM163 19H164V20H163ZM168 19H169V20H168ZM205 19H206V20H205ZM98 20H99L100 22H98ZM103 20H104V21H103ZM105 20H106V21H105ZM127 20H128L129 22H126ZM149 20H150V21H149ZM162 20H163V21H162ZM170 20H171V21H170ZM178 20H180V22H179ZM188 20H192V21H194L195 24H194V22H193V23H191V24H192V25H191L190 22H192V21H188ZM1 21H2V20H1ZM83 21H82V22H83ZM94 21H95V22H94ZM110 21H114V24H113V22H111V23L113 24V25H112V24L110 23ZM130 21H131V22H130ZM156 21H157V24H155ZM158 21H160V22H158ZM164 21H165V22L168 21L167 24H166ZM169 21H170L171 23H170ZM174 21H175V23H174ZM184 21H186V22H184ZM196 21H197L198 23H197ZM203 21H205L206 23H205V22L203 23ZM207 21H209L210 23H208ZM80 22H81V21H80ZM103 22H104V25H106V24L108 25V24H109L108 27H107V25H106V26H103ZM105 22H106V24H105ZM123 22L128 23V24H125V23L123 24ZM143 22L146 23V24H141V23H143ZM152 22H154V23H152ZM162 22H163V25H161ZM176 22H177L178 27H177V25H176ZM178 22H179V23H178ZM182 22H183V23H182ZM70 23H71V22H70ZM96 23H97V24H96ZM149 23H150V24H149ZM159 23H161V24H159ZM172 23H174V24H172ZM184 23H186V24H184ZM188 23H189L190 25H189ZM110 24H111L112 26L115 25V26H114V29L112 28L113 31L110 29V28L112 27ZM121 24H123L124 26L126 25V26H125L126 29H125L124 26H122ZM129 24H132V26H130ZM147 24H149V25L146 26ZM154 24L156 25L155 29L158 28V29H157L158 32H156L155 29L152 27V26H155ZM169 24H170V25H169ZM179 24H180L182 27H179ZM183 24L185 25V28L183 27V26H184ZM198 24H201L202 26L204 25L203 28H205L206 31L203 30V28H201L200 26H198ZM206 24H208V25L206 26ZM116 25H118V26H116ZM120 25H121V28L119 27ZM164 25H169V26H164ZM175 25H176V27H175ZM196 25H197V26H196ZM129 26H130V28H129ZM140 26H141V27H140ZM144 26H145V27H144ZM157 26H158V27H157ZM170 26H171V27H170ZM186 26H187L188 28H186ZM189 26L192 27L193 30H192V28L190 29ZM194 26H196V27L194 28ZM211 26H212V28H211ZM146 27H147V28H146ZM162 27H163V28H162ZM197 27H198V29H197ZM103 28H104V30H102ZM105 28H109L110 30H109V29H108V30L111 31V34H115L116 37L113 36V35H110V34H109L110 32H109L108 30H105ZM127 28H128L129 30H128ZM131 28H132L133 32L130 31ZM141 28H142V29H141ZM145 28H146V29H145ZM149 28H150L151 30H149ZM173 28L175 29L174 31H173ZM177 28H178V29H177ZM200 28H201V32L199 33L198 31H200ZM46 29L50 30V31H49L50 33H47L48 31H47ZM117 29H118L119 31H121V29H122V30L124 29V30L121 31V32L118 31L119 33H117V34H118V35H117V34H116V32H117L116 30H117ZM143 29H144V30H143ZM153 29H154V30H153ZM160 29H162V30H160ZM170 29H171V30H170ZM179 29H180V30H179ZM188 29H190V31H191L192 33H191ZM194 29H195V30H194ZM207 29H208V30H207ZM67 30H68V31H67ZM70 30H72V31L75 30L76 32L73 31L72 34H68V33L70 32ZM125 30H126V31H125ZM138 30H139V31H138ZM141 30H142V33H143V31L145 32V31L147 30V31L145 32V33H147V34H142V33H141ZM148 30H149V32H148ZM159 30H160V31H159ZM164 30H165V31H164ZM168 30H169V31H168ZM181 30H182V31H181ZM185 30H186V31H185ZM40 31H41V32H40ZM56 31H57V32H56ZM101 31H102V32H101ZM106 31H108V32H106ZM127 31H128V32H127ZM136 31H137V32H136ZM150 31H151V32H150ZM152 31H153V33H154V31H155V33L153 34ZM166 31H167L168 33H167ZM184 31H185V32H184ZM187 31H188L189 33H188ZM196 31H197V32H196ZM209 31H210V32H209ZM44 32L47 33V36H48V37L45 36L46 34H45V35L43 34ZM85 32H86V33H85ZM112 32H113V33H112ZM129 32H130V33H129ZM161 32H162V34H161ZM163 32H164V33H163ZM182 32H184V35H183ZM193 32H194V37H193L192 35H191V37H190L189 34H193ZM205 32H206V33H205ZM39 33L42 34L44 37H42V35H40ZM57 33H58V34H57ZM103 33L106 34V35H104V36H106V37H107V36H108V37L110 36V37L115 38V39H111L112 41H111L110 39L107 40L108 37H107V38H106V37L104 38V37H103ZM120 33H121V34H120ZM125 33H126V36H125ZM127 33H129V34H127ZM137 33H138V35H137ZM150 33H151L152 35H150ZM157 33L160 34V35L158 36ZM166 33L169 34V35H164V36H162L163 34H166ZM173 33H174V34H173ZM177 33H180L179 35H180V36L182 35V36L179 37V35H177ZM185 33H187V34H185ZM201 33H203V36H206L207 38H204V37H203V39H201L202 36H199V35H198V34H201ZM31 34L33 35V37H32ZM56 34L59 35V36H57ZM86 34H87V35L89 34V35L87 36ZM101 34H102V35H101ZM107 34H109V35H107ZM133 34H134V35H137V38H138L140 35H142L143 37L140 36V38L142 37L141 40H140V38H139V39L135 38L136 36H135L134 38H132V37H133ZM139 34H140V35H139ZM148 34H149V37H148ZM172 34H173V35H172ZM175 34H176V35H175ZM195 34H196V35H195ZM208 34H207V35H208ZM29 35H30V38H31V39L29 38ZM39 35H40V36H39ZM68 35H69V36H68ZM85 35H86V38H85ZM99 35H100V36H99ZM127 35H128V36H127ZM130 35H131V36H130ZM156 35H157V36H156ZM197 35H198V36H197ZM201 35H202V34H201ZM15 36H16V37H15ZM54 36H55V37H54ZM90 36H91V37H90ZM150 36H151V37H150ZM154 36H155L157 39H156ZM161 36H162V37H161ZM166 36H167V37H166ZM170 36L173 37V38L175 37V38L173 39V40H174L173 43L171 42L172 40H171V37H170ZM176 36H178V37H176ZM186 36H187V37H186ZM195 36H197V37H195ZM22 37H23V38H22ZM39 37H40V38H43L44 41H43L42 39L39 40ZM53 37H54V38H53ZM57 37H58V38H57ZM89 37H90V38H89ZM99 37H100V39H99V41H98V38H99ZM102 37H103V38H102ZM129 37H130L131 39H130ZM144 37H145V38H144ZM182 37H184V38H182ZM192 37H193V38H192ZM33 38H36V39H34V41H37L38 45H37V43L34 44ZM77 38H81V39L83 40V46H84V47H82V45H79V46H78L77 44H76V45H73L72 40H73V39L75 40V39H77ZM117 38H119L118 41H115ZM123 38H126V40L123 39ZM160 38H161V39H160ZM168 38H170V40H169ZM176 38H177V39H176ZM178 38H179L180 40H181V38L184 39V40H181L182 42H181V41L179 42ZM190 38H191L192 40H191ZM195 38H197V39H195ZM199 38H200V39H199ZM21 39H24V40H21ZM25 39H26V41H25ZM28 39H29V41H28ZM37 39H38V40H37ZM52 39H54V41H52ZM55 39H56V43L54 44ZM91 39H92V40H91ZM120 39H121V41H119ZM122 39H123V40H122ZM129 39H130L131 42H133V40L135 39V40H137L138 42H141V43H140L141 45H142V43H144V41L142 42V39H143V40L146 39V40H145V41H146L145 44H146V43H147V45H148V44H151V46L148 45V46H147L148 48H147L146 45L143 44V46H144L143 48H145V50H147V52L144 51L145 53H144V52L142 53L143 49H142V51L139 49V48H142V47L139 46L140 44L137 43V41H136V42H135V41L133 42V44H132V46L134 45L133 47H128V45L131 43V42L129 41ZM148 39H149V40H148ZM154 39H155V40H154ZM158 39H159V40H158ZM165 39H166V40H165ZM186 39H187V40H186ZM188 39L191 41V42H189L190 44H189L188 42H186V41H189ZM193 39H194L195 41H197V42H194L195 44L192 43V42L194 41ZM3 40H4V41H3ZM9 40H10V41H9ZM11 40H12L13 43H11ZM18 40H20V41H18ZM30 40H31V42H30ZM93 40H94V41H93ZM100 40H101V41H100ZM102 40H103L104 42H103ZM109 40H110L111 42H110ZM124 40H125L126 42H129V44H128V43H125ZM22 41H23V42H22ZM24 41H25V43H24ZM27 41H28L30 44L32 43V44H34V45H30V46H29V44H28ZM38 41H39V42H38ZM41 41H42V44H41ZM69 41H71V42H69ZM107 41H109V42H107ZM149 41H150V42H149ZM156 41H158V42H157L158 44H156ZM175 41H178V44H179V45H177V42H175ZM201 41H203V42H201ZM2 42H3V43H2ZM15 42H16V43H15ZM19 42H20V43H19ZM21 42H22L23 44H22ZM26 42H27V43H26ZM46 42H47V43H46ZM57 42H58V43H57ZM59 42H60V43H59ZM92 42H94V43H92ZM99 42H100L101 44H100ZM105 42H106V43H105ZM115 42H116V44H115ZM117 42H118V43L120 42L121 44L119 43V44L117 45ZM148 42H149V43H148ZM151 42H152V43H151ZM154 42H155V44H154ZM183 42H184V44H183ZM204 42H205V43H204ZM5 43H6V44H5ZM14 43H15V44H14ZM18 43H19V44H18ZM39 43L41 44L42 47L39 46V45H40ZM44 43H45V44H44ZM70 43H72V45L75 46L78 50L75 49V48H74L75 50H72L73 47H72V45H71ZM85 43H86V44H85ZM89 43H91L93 47L91 46V44L87 46V44H89ZM98 43H99V44H98ZM107 43H109V44H107ZM123 43H124V45L126 44L127 46L124 47ZM170 43H171V44H170ZM174 43H176V46H177V47H175V44H174ZM202 43H203V44H202ZM3 44H4V45H3ZM9 44H10V45H9ZM12 44L14 45V48H15V49L13 48V45H12ZM26 44H27V45H26ZM43 44H44L45 46H43ZM65 44H67V45H66L67 48H66V47H63V46H65ZM96 44H97V45H96ZM105 44H106L108 47L110 46V44H112L111 47H113L114 49H115V47L118 46V48H119V46H120V49H118V48H116V49H117L119 52H121V53H118V52L116 53L117 50L115 51L113 48H111V49L108 48V49L112 50V52H113L114 54L117 55V57H116V55L113 56V54H111V52H108V51H110V50L107 49V47L105 46ZM114 44H115V45H114ZM137 44H139V45H137ZM172 44H173V45H172ZM192 44H193V45H192ZM204 44H205V45H204ZM5 45H6V46H5ZM8 45H9V46H8ZM11 45H12V46H11ZM15 45H17V46H15ZM20 45L23 46V47L21 48ZM94 45H95V46H94ZM113 45H114V46H113ZM121 45H122V46H121ZM135 45H136L137 48L139 49V50H138V51L140 52L139 55H138L139 52H137V48H135V47H136ZM153 45H155V47H153ZM156 45H157V46H156ZM160 45H161V46H160ZM191 45H192V46H191ZM7 46H8V47H7ZM10 46H11L14 50H13ZM24 46H25V48H24ZM32 46H34V47H32ZM37 46H38V48H37ZM53 46H55V47H53ZM86 46H87V48H88L89 46H91V47H89L91 50H88V49H87V52H89L88 54H89L90 56L87 54V52H85V51H86V50H85V49H86V48H85ZM97 46H98V48H97ZM100 46H101V47H100ZM129 46H131V44H130ZM162 46H163V47H162ZM198 46H199V47H198ZM9 47H10V48H9ZM17 47L20 48V49H18ZM31 47H32V50H31ZM52 47H53V48H52ZM68 47H69V48H68ZM94 47H95V48H94ZM104 47H106L107 51L105 50ZM121 47H122V48H121ZM149 47H150V48H149ZM157 47H158V49H157ZM159 47H160V48H159ZM164 47H165V48H164ZM174 47H175V48H174ZM179 47L181 48V50H180ZM192 47H193V48H192ZM197 47H198V48H197ZM200 47H201V48H200ZM8 48H9L11 51H10V50H6V49H8ZM16 48H17V49H16ZM29 48H30V51H29ZM42 48H43V50H42ZM54 48H55V49H54ZM71 48H72V49H71ZM83 48H84V50H83ZM92 48H93V49H92ZM130 48H131L132 52H134L133 49H134L136 52H135V53H132V52L129 50ZM153 48H156V49L153 50ZM166 48H167V51H169V52L166 51ZM168 48H169V49H170V48H171V49L174 48L175 50H173V49H172V50H169ZM195 48H197V50H196ZM199 48H200V49H199ZM23 49H24V51H23ZM34 49H35V50H34ZM39 49H40V50H39ZM69 49H70L71 52H73V53H69V52H70ZM97 49H98V50H97ZM124 49H125V51H123ZM127 49H128V51H127ZM150 49H151V52H154V51L156 52V55H155V56H154L155 52L152 53V55H153L154 57H152L151 53H149L148 50H150ZM193 49H195L196 51H194ZM201 49H203V50L201 51ZM12 50H13V52H14V55H13ZM15 50H16V51H15ZM33 50H34V51H33ZM44 50H45V52H44L45 54H43V52H42V51H44ZM46 50H48V51H46ZM76 50H77V52H78L79 50H81V52H78V53H77ZM120 50H121V51H120ZM156 50H157V51H156ZM158 50H159V51H158ZM191 50H193V51H192L193 54L191 53ZM198 50L201 51V53H199V54H201V55H198V54H197V56L195 57V54H196L195 52L198 53ZM206 50H205V51H206ZM9 51H10V52H9ZM18 51H19V52H18ZM21 51H23V52H21ZM31 51H32V52H31ZM35 51H36V53H35ZM65 51H66V53H63V52H65ZM74 51H75L76 53H75ZM83 51H84V52H83ZM90 51H91V52H90ZM163 51H165V54H166V55H169L170 57H168V56L165 55V56H164L165 59H164V57H163V55H164L163 53H164V52H163ZM172 51H174V52H173L174 54H172V53L169 54V53L172 52ZM179 51H180V52H179ZM200 51H199V52H200ZM8 52H9V53H8ZM25 52H26V53H25ZM54 52H55V51H54ZM103 52H104V53H103ZM106 52H108L111 56H110V55L108 56V54H107ZM130 52H131L132 54H131ZM159 52H160V53L162 52L161 54H163V55L161 56ZM176 52L179 53V54H177ZM16 53L18 54V56H19V55H20V56H19V57H18V56H15ZM24 53H25V54H24ZM50 53H49V54H50ZM67 53H68V54H67ZM126 53H127V54H126ZM128 53H130V54L128 55ZM146 53H147V54H146ZM22 54H23V56H22ZM31 54H35V55H32V56H31ZM37 54H39V56H38ZM63 54H64V56H63ZM74 54H75V55H74ZM123 54H124V55H123ZM125 54H126V57H127V58L124 57ZM134 54H135V56H134ZM141 54H142L143 56H142ZM148 54H149V55H148ZM175 54H176L177 57L175 56ZM180 54H182V55L179 56ZM183 54H184L185 56H184ZM11 55H12V56H11ZM24 55L28 57V58L25 57L26 59H29V58L31 59V57H33V56H35V57H34L35 59H34V58H32L33 60H32V59H31V60L29 59L30 62H29V60H26V61H25V60L23 59V58H24ZM28 55L31 56V57H29ZM41 55H42V57H43V55H45V57L42 58ZM69 55H70V56H69ZM140 55H141V56H140ZM144 55H146L147 57H145ZM157 55H158V56H157ZM171 55H172V56H171ZM173 55H174V57H175L176 59H177V58L179 59V57H181L180 59L183 58L182 60H185V61H182V60L179 59V60H180V63H182V64H180L178 59H177V62H176V60H175V58L173 57ZM193 55H194V56H193ZM13 56H14V57H13ZM47 56H48V59H47ZM65 56H67V57H65ZM79 56H78V57H79ZM112 56H113V58H114V57H116V58H114V60H112ZM39 57H41L42 60L39 59V61H38V58H39ZM62 57H63V59H62ZM73 57H74V59H75L74 61H73ZM109 57H111L110 60L108 59ZM131 57H132V59H133L134 61L131 59ZM133 57H134V58H133ZM135 57H136L137 59H136ZM138 57L140 58L139 60H141V61L144 60V59L148 60V61L150 62V65H151V66L149 65V63H148L146 60H144V63H142L143 61H142V62H139ZM141 57H143V58L141 59ZM149 57L152 58L151 61H150ZM156 57H158L159 59L156 58ZM160 57H161V59H160ZM162 57H163V58H162ZM167 57H168V59H167ZM187 57H188V58H187ZM190 57H192V58H190ZM194 57H195L196 59L198 58V59H197V61H198L197 63L195 62L196 59H195ZM201 57H202V58H201ZM204 57H205V59H204ZM206 57H208V58H210V59H208V58H206ZM11 58H12V59H11ZM13 58H15V59H13ZM21 58L25 61L26 65L24 64V61H22ZM36 58H37V59H36ZM45 58H46V59H45ZM70 58H71V60H70ZM105 58L108 60L107 62H106V59H105ZM124 58L126 59L127 62L125 61ZM147 58H148V59H147ZM153 58H155V59L153 60ZM171 58H173V60H172L173 64L178 63L177 66L180 67V68H182V66H179V65H183V66L186 65V66H184V67H187V69H185L186 71L184 70L185 73H184V72H183V74L181 73L184 67H183L181 70H179V68L176 67V64L174 65L175 68H174L173 66H172V68H171V66H170V67L168 66V62H169V60L171 61ZM184 58H185V59H184ZM193 58H194V59H193ZM16 59H17V61H16ZM18 59H20V61H19ZM61 59H62L63 61H62ZM65 59H66V60H65ZM127 59H130V61L127 60ZM156 59H157L158 61H157ZM34 60H35V61H34ZM36 60H37V64L35 63ZM46 60H51V62H50V61H46ZM64 60L67 61V62H69V63L65 62ZM68 60H69V61H68ZM97 60H98V59H97ZM136 60H137V61H136ZM160 60H161V61H160ZM174 60H175V62H174ZM202 60H203V61H202ZM9 61H12L13 64H15V63L17 64V63L19 62L20 65L17 64L19 67H18L17 65H14V67H13V66H12V63H9ZM14 61H15V63H14ZM21 61H22V62H21ZM45 61H46L47 63H46ZM85 61L88 62V60H85ZM120 61H121V62H120ZM123 61H124V62H123ZM159 61H160V63H159ZM165 61H168V62H165ZM1 62H2V63H1ZM4 62H5V63H4ZM27 62H28V63H27ZM33 62H34L35 64H34ZM40 62H41V64H42L43 66L40 64ZM43 62H44V64H43ZM48 62H49L50 64H49ZM62 62H63V63H62ZM64 62H65V63H64ZM70 62H74V63H70ZM104 62H105V63H104ZM128 62H129V63L131 62V64H130L131 66L129 65ZM135 62H136V65H138V67H139V66H140V67L142 66L143 69H142V67H141V68H137L136 65L134 66ZM138 62H139V63H138ZM145 62H146L147 64H146ZM155 62H156L157 64H156ZM161 62H162V63H161ZM164 62H165V64H163ZM183 62H184V63H183ZM205 62H206V63H205ZM6 63H9L10 66H12V67H11V70H10V67H8V64L6 65ZM21 63H22L23 65H25V66H23V65L21 66ZM32 63L34 64L33 66H35V67L32 66ZM81 63H82V61H81ZM99 63H100V65H99ZM103 63H104V64H103ZM107 63H108L109 65H107ZM125 63H126V64H125ZM132 63H133V64H132ZM154 63H155V65H154ZM166 63H167V64H166ZM185 63H187L188 65L185 64ZM1 64L3 65V67H2ZM27 64H29V65H28L29 67H27ZM46 64H48V65H46ZM65 64H66V65H65ZM70 64H72V65H70ZM105 64H106V65H105ZM123 64H125V67H126V65H127V67H128V66H129V67H128V68L126 67L127 69H124L125 67H124ZM145 64H146V67L144 66ZM160 64H161V67H162V68L165 66V67L163 68L162 71H161L162 68L159 66ZM173 64L170 62L169 65H173ZM191 64H192V65H191ZM197 64H198V65H197ZM199 64H200V65H199ZM4 65L9 69V73L7 72L8 69L4 68ZM36 65H39V67H37ZM115 65H116V64H115ZM147 65H148V66H147ZM156 65L159 66V68H161V69H158V67H156ZM163 65H164V66H163ZM166 65L168 66V67H167L168 69L166 68ZM202 65H203V68H202ZM15 66H16V67H15ZM48 66H49V67H48ZM99 66H101V67H99ZM105 66H106V67H105ZM198 66H200L201 68H199ZM20 67H21V68H20ZM22 67H23V68H22ZM24 67H25V68H24ZM26 67H27V68H26ZM40 67H41V68H40ZM42 67H43V69H42ZM116 67H117V66H116ZM148 67H152V68L149 69ZM17 68H18V69H17ZM36 68H37V69H36ZM47 68H48V69H47ZM74 68H75V67H74ZM118 68H119V66H118ZM121 68H122V69H121ZM130 68H131V70H130ZM134 68H136V70H135V72L137 71L136 73L132 71V69H134ZM153 68L155 69V71L153 70ZM165 68H166V69H165ZM169 68L172 69V73H173V74L171 73V71L169 70ZM173 68H174L175 70H173ZM2 69H3V70H2ZM12 69H13L14 72L16 73L15 75L13 74ZM15 69H17V71H16ZM20 69H21V70H20ZM29 69H31L32 71L29 70ZM40 69H41L42 71L44 70L45 72H44V71L42 72ZM45 69H46V70H45ZM50 69H51V71H50ZM151 69H152V70H151ZM177 69H178V70H177ZM6 70H7V71H6ZM26 70H27V71H26ZM33 70H34L35 73L33 72ZM124 70H130V71H129V72L127 71V72L124 73ZM138 70H139V71H138ZM143 70H144L145 72H144ZM149 70H151V72H152L154 75H156L157 73H159V74H157V75H160L164 70H167V71L163 72V73H162L163 76L160 75V76L158 77V79H157V75L154 77L153 74H152ZM158 70H159V72H158ZM187 70H188V71L190 70V73H189V74H188ZM198 70H199V71H198ZM4 71H5V72H4ZM22 71H23V73H22ZM24 71H25V73H24ZM29 71H30V73H31V72H33V73H32V74H29ZM142 71H143L144 73H141ZM168 71H169V72H168ZM192 71H193V72L195 71V72L192 73ZM19 72H20V73H19ZM37 72H38V73H37ZM39 72H42V74H40ZM50 72H51V73H50ZM132 72H133V73H132ZM175 72H176V73H175ZM186 72H187V73H186ZM197 72H199V74H198ZM203 72H204V73H203ZM207 72H208V71H207ZM4 73H5V74L8 73L9 75L7 74V76H6ZM27 73H28L29 75H27ZM43 73H44V74H43ZM46 73H47L48 75H47ZM137 73H138V74L141 73V76L138 75ZM148 73H150V74L148 75ZM179 73L181 74V76H180ZM196 73H197V74H196ZM1 74H2V75H1ZM3 74H4V75H3ZM20 74H24L26 78H25L24 76L22 77V75H20ZM36 74H37V75H36ZM45 74H46L47 77L45 76ZM49 74H50L51 76H50ZM132 74H134V75L137 74L139 77L136 75V76H135L136 78H133L134 75H132ZM144 74H145V75H144ZM164 74H165V75H164ZM168 74H170V75L167 76ZM171 74H172V76H171ZM176 74H179V75H176ZM184 74H185V75H184ZM187 74L190 76L189 79H188V76H186ZM192 74H193V75H192ZM12 75H13V76H12ZM26 75H27V76H30V77H27ZM32 75H33V76H32ZM40 75H43V76L45 77V79H44V77L42 78V76H40ZM131 75H132L133 77H132ZM151 75H152V76H151ZM183 75L186 76V77L184 78ZM194 75H195V76H194ZM1 76H2V78H1ZM4 76H5V77H4ZM20 76H21V77H20ZM34 76H35V77H34ZM37 76H38L39 78H37V80H36V77H37ZM142 76H143V77H142ZM149 76L152 77V78H154V79H156V80H153V79H152L153 81L148 80V79H151ZM161 76H162V77H161ZM164 76L167 78V80H168V79H170V80L173 79L174 82H171L170 84L172 85V84L174 83V84L171 86V89L173 88L172 91H175V92H172L171 90H168V89H170V86H169V84H166L167 81H166L165 78H163ZM174 76H176L178 79H177L176 77H175V78H176V79H175ZM192 76H193L195 79H197V80H194V78H192ZM8 77H10L11 79H9ZM13 77H14V79H13ZM15 77H16V80H19V79H20V80L17 82V81L15 80ZM17 77H18L19 79H17ZM50 77H51V78H50ZM127 77H128L129 80L127 79ZM130 77H131V81H130ZM160 77H161V78H160ZM179 77H180V78H179ZM181 77H183L185 80H183ZM201 77H203V75H202ZM3 78H4V79L7 78V79L4 80ZM24 78H25V79H24ZM29 78H31V80L33 79L34 82L31 81ZM34 78H35V79H34ZM46 78H48V79L50 78V79L47 81V83H48L49 81L51 82V84H50V82L48 83V84H50V86H49V85H46V83H45V81L47 80ZM159 78L162 79V80L165 81V82H163L162 80L160 81ZM191 78H192L193 80H191ZM1 79H2L3 81H5V82H3ZM12 79L15 80L16 82L12 81ZM23 79H24V80H23ZM27 79H29L30 81L27 80ZM39 79H41V80H39ZM126 79H127V80H126ZM174 79H175V80H174ZM180 79H182V81H181ZM25 80H26V81H25ZM38 80H39V81H38ZM43 80H45V81H43ZM137 80H138V81H137ZM140 80H141V79H140ZM157 80H159V82H158ZM176 80H177V81L179 80L180 84H178L179 82H177ZM6 81H7V82H8V81H9V82L12 81V83L10 82V84H12V87H11L10 84L7 83ZM20 81L24 84L25 88H24V86H22L23 84H22ZM24 81H25V82H24ZM37 81L40 82V83H38ZM42 81H43V82H42ZM134 81H135V82H134ZM154 81H155V82H154ZM187 81H188V84L184 83V82H187ZM189 81H192V85H193V82H194V83H195L194 85H195L196 87H194V85H193L192 87H194V89H193V88H186V91H187V92H185V90L182 89V86H185V84H186L187 86H188V85L190 86V83H191V82H189ZM36 82H37V83H36ZM150 82H151V83H150ZM162 82H163V83H162ZM175 82H176V83H175ZM196 82H198V83H196ZM6 83H7L8 85H7ZM14 83H17V84H16L17 86H15L16 88L13 87V86L15 85ZM27 83H29V85H28ZM31 83H32V84H31ZM44 83H45V84H44ZM145 83H146V84H145ZM147 83H148V85H147ZM149 83H150V84H149ZM152 83H153V84H152ZM164 83H165L167 86H169V88H168L166 85H163ZM183 83H184V85H183ZM25 84H27V85H25ZM36 84L39 85V86H37ZM42 84L45 86V88H46V86H49L50 89H49L48 87L46 88V89L49 90V91L45 90V88H43L44 86H42ZM137 84H138V85H137ZM161 84H162V86H161V88H159ZM197 84H198L199 87L197 86ZM18 85H19V87H18ZM31 85H32V86H31ZM35 85H36V86H35ZM155 85H154V86H155ZM8 86H9V87H8ZM20 86H21V87H20ZM26 86H27V88H29V86H30L29 90L26 88ZM90 86H91V85H90ZM129 86H128V87H129ZM154 86H153V87H154ZM158 86H159V87H158ZM164 86H166V87H164ZM173 86H175L176 88L173 87ZM189 86H188V87H189ZM22 87H23V88H22ZM33 87L36 88V89L38 88V89H37V90H34ZM40 87H41V88H40ZM86 87H87V86H86ZM197 87H198V88H197ZM14 88L16 89V92H15V89H14ZM18 88H19V89H18ZM20 88H21V89H20ZM31 88H32V89H31ZM51 88H53V89H51ZM89 88H91V87H89ZM131 88L134 89L136 95H135L134 91H133ZM154 88H155V87H154ZM156 88H155V89H156ZM164 88L166 89V93H164V91H165ZM167 88H168V89H167ZM183 88H184V87H183ZM12 89L14 90V92L11 93ZM17 89H18V91L20 90V91H22V92L24 91V89H27V91L25 90L26 92H23L22 94H21V92L19 91V93H20V95H19ZM43 89H44V90H43ZM95 89H96V88H95ZM95 89H94V90H95ZM97 89H98V88H97ZM97 89H96V90H97ZM99 89H100V88H99ZM99 89H98V90H99ZM157 89H156V90H157ZM175 89H176V90H175ZM177 89H178V90H177ZM187 89H188V90H187ZM214 89H215L216 91H215ZM217 89H218V90H217ZM193 90L196 91V92H194ZM199 90H200V91L202 90V91L199 93ZM212 90H213V91H212ZM0 91H1V90H0ZM28 91H31V92H28ZM32 91H35V92L32 93ZM40 91H43V92H40ZM44 91H45L46 93H45ZM53 91H54V95H55V96L53 95ZM123 91H125V88H124ZM161 91H163V92H161ZM167 91H168L169 93H172V94L169 95V93H167ZM170 91H171V92H170ZM182 91H183V92H182ZM188 91H189V92H188ZM190 91H191V92H190ZM38 92H39V94L43 95V97H45V96H48V97L43 98V97H41V95H40V96L38 95ZM55 92H56L57 94H56ZM158 92H160V93H158ZM179 92H180V93H179ZM197 92H198V93H197ZM206 92H207V93H206ZM219 92H220V93H219ZM9 93H10V94H9ZM15 93H18V94L15 95ZM25 93H29L28 95H29L30 97H31V95H33V97H31V99H30V97H29L27 94H25ZM30 93H31V94H30ZM35 93H37V95H36ZM43 93H44V94H43ZM133 93H134L135 96L132 95ZM162 93H164V94H162ZM181 93H182V94H181ZM183 93H184V94H183ZM190 93H191V94H190ZM194 93H195V94H194ZM8 94H9V95H8ZM12 94L15 95L14 97H20V96L22 97V96L25 94V95H27V96H26V97L24 96V98L27 99L28 102H26L24 98H22V100H20L19 98H14V101H15V102H14V101H13V95H12ZM46 94H49V95H46ZM156 94H157V95H156ZM161 94L164 95V96H163L164 99H162V100H165V98H167V99L165 100V101H166V104H165V102H163L162 100H160V96H162ZM165 94H167V95L165 96ZM187 94H189V97H191V99L194 97L193 100L188 99L189 97H188V98L186 97V96H188ZM202 94H203V96H200V95H202ZM4 95H5V96H4ZM10 95H12V96L10 97ZM17 95H19V96H17ZM58 95H59V97H57ZM174 95H175V96H174ZM184 95H185V96H184ZM38 96H39V98H40V97H41V98H40V99H37V101H36V98H37ZM129 96H130V97H129ZM136 96L139 97V98L136 99ZM156 96H157L159 99H158ZM176 96H177V97L179 96L180 98H177ZM196 96H197V97H196ZM3 97H5V98H3ZM21 97H20V98H21ZM28 97H29V98H28ZM34 97H35V99H33ZM132 97H131L130 99H132ZM153 97H154L155 99L157 98L158 100L154 101L155 99H154ZM174 97L177 98V99L175 100ZM183 97H184V98L186 97V101H185V102H184L185 99H184ZM199 97L201 98V100H198ZM2 98H3V100H2ZM10 98H12V99H10ZM49 98H50V99H49ZM168 98L170 99L171 104H173L174 102H176V103H174V104H177V101L179 102V100H180V102L177 104V105L180 106V107L177 106V109H176V108H175L176 106H173L174 104L171 105L170 103H167V102H170ZM171 98H172L173 100H172ZM181 98L183 99V101H181ZM204 98H205V99H204ZM207 98H208V99H207ZM16 99H17L18 101H17ZM23 99H24V100H23ZM32 99H33L35 102H34ZM46 99H47V101H46ZM48 99H49V100H48ZM134 99L137 100V101H135ZM152 99H154V100H152ZM206 99H207V100H206ZM209 99H210V100H209ZM1 100H2V101H1ZM9 100H10V101H9ZM30 100H31V103H30ZM53 100H54V99H53ZM144 100H145V99H144ZM5 101H6V102H5ZM7 101H8V103H9L10 106L8 105ZM11 101H12V102H11ZM19 101H21V102L23 101V103H24V102L27 103L26 106H25V103L23 104L24 106H21V108H20V105H22V103H20L19 106H18V105H15V104H14L15 107L12 106V104H13V103H16V102H18V104H19ZM148 101H150V102H148ZM151 101H152V103L155 102V104H152ZM157 101H159L161 104L158 102V104H159V105H158V104H157ZM192 101H193V102H192ZM198 101H200V102H205V103H200V102H198ZM211 101H212V102L215 101V102L211 103ZM33 102H34V103H33ZM37 102H38V103H37ZM135 102H136V103H135ZM140 102H141V103H139V104H142V102L144 103V101H140ZM162 102H163V103H162ZM172 102H173V103H172ZM181 102H182V104H181ZM183 102H184V105H183ZM187 102H188V103L190 102V104H192L193 106H191L190 104L187 105V104H186ZM191 102H192V103H191ZM196 102H198V103H196ZM6 103H7V104H6ZM132 103H131V104H132ZM147 103H146V104H147ZM208 103H209V104H208ZM216 103H218L220 106L217 105ZM16 104H17V103H16ZM28 104H29V105H28ZM129 104H130V103H129ZM195 104H196V105H195ZM197 104H198V105H197ZM6 105H8V106H6ZM37 105H36V106H37ZM153 105H154V107H152ZM157 105H158V106H157ZM189 105H190V108L187 107V106H189ZM206 105H207V106H206ZM208 105H210V106H208ZM211 105H214V107H215V106H216V107L214 108V107H212ZM11 106H12V107H11ZM16 106L18 107L17 109H19V110L16 109ZM182 106H183V109H182ZM201 106H202V107H201ZM217 106H218V107H217ZM23 107H24V108H23ZM155 107H156V108H155ZM165 107H164V108H165ZM184 107H185V108H184ZM191 107H192V108H191ZM197 107H198V108H197ZM199 107H200V108H199ZM205 107H208V108L206 109ZM210 107H211L213 110H212ZM153 108H154V109H153ZM188 108H189V109H188ZM195 108H196L197 110H196ZM201 108H202V109H201ZM203 108H204V109H203ZM209 108H210V110H209ZM216 108H217V110H216ZM15 109H16V111H15ZM22 109H23V110H22ZM184 109H186V110H184ZM190 109H191V110H190ZM193 109H195L196 111H194ZM199 109H200L201 111H200ZM9 110H10V111H9ZM183 110H184V111H183ZM189 110H190L191 112H190ZM192 110H193V111H192ZM204 110H205L206 113H205V115L203 114V116H202L201 113H202V112L204 113ZM206 110H208V113H209V114H207V111H206ZM14 111H15V112H14ZM18 111H19V112H18ZM22 111H23V112H22ZM211 111H213V113H212ZM216 111H218V112L216 113ZM1 112H4L5 114H4V113H1ZM7 112L0 110V114H1V115L3 114V116L6 115ZM162 112H163V113H162ZM162 112H160V113L158 114L159 116H157V119H156L157 121L154 122L156 125L158 124L157 127H161V126L164 124V122H166L167 119H168V120H167L168 123H169L170 120H171V119L169 120V118H171L169 112H167V111H162ZM166 112H167L169 115H168V114H165V115H164V113H166ZM197 112H198V113H197ZM199 112H200L201 115H199ZM214 113H215V114H214ZM151 114H153V113L150 112L149 115L151 116ZM195 114H196V115H195ZM213 114H214V115H213ZM10 115H8V113H7L6 116H10ZM13 115H12V117H13ZM192 115H193V116H192ZM219 116H217V117H219ZM164 117H165V118L167 117V118L165 119ZM168 117H169V118H168ZM190 117L188 116V117L186 118L187 121H188L187 124H188L189 122H191V120H192V121L194 120V118H190ZM189 118H190V119H189ZM220 118H221V117H220ZM163 119H164V120H163ZM214 119H215V118H214ZM159 120H160V121H159ZM161 121H162V122H161ZM157 122H159V123H157ZM185 122H186V121H185ZM185 122H184V123H185ZM168 123L166 122L164 125H166V124H168ZM191 123H192V122H191ZM188 125H190V126H189V127H190V130H191V129H194V130H191V134H192V132H193L194 135H193V134H192V135H191V134H187L185 137H187L188 135H190V136H188V138H185V137L183 138V139L185 140V142L189 141V139H190V140H191V139L193 140L194 138H195L194 140H196V141H198V139H199L201 142H203V140L205 141V139H207V137H208V139H209V138L211 137V134L214 133V130H213L214 127H213V126H212V129H211V130H210V129L208 130V132L205 130L207 133L204 131V133L202 132V133H203V134H202L201 132L198 133L197 130H196V128H195L196 126H198V122H197V123H194V124H188ZM191 126H192V127H191ZM210 131H211V132L213 131V132H212L211 134H209ZM195 133H196V134H195ZM204 134H205V135H204ZM196 135H197V136H196ZM199 135H201V136L199 137ZM191 136H192V138H190ZM193 136H195V137H193ZM202 136H203V137H202ZM196 137H198V138H196ZM205 137H206V138H205ZM200 141H199V142H200ZM251 153H252V152H251ZM251 153H250L249 155H253V154H251ZM222 154H223V153H220L219 156H222ZM223 157H224V160H223ZM226 157H227V158H226ZM220 159H221L222 163L224 162L223 164L226 165L225 163H226L227 161H226L225 159H229V156H228V155H227V156H224V155H223L222 157H220ZM225 161H226V162H225ZM145 182L149 184V182H147V181H145ZM150 184H151V183H150ZM217 185H218V184L214 182L212 186H215V187H211V188H209V190H208L209 192L211 191V192H210L211 194H210L209 192H208V194H209L210 196L214 197V198H215L216 195H217V193L215 192V189L218 187ZM211 189H212V190H211ZM213 190H214V192H213ZM215 194H216V195H215ZM218 197H219V196H217L216 198L219 199ZM9 198H11V199H9ZM7 199H8V200H13L12 197H7ZM6 202H7V201H5V200H4V202H3L2 199L0 200V205L2 206L3 210H5V212H7V213H6L7 215H9V216L11 215V217H14V216H15L14 218H16V216H17L18 219H20V220L23 219L24 221H26L25 224L21 225V230H17V231H19V232H17V231H14V232H16L17 234L20 233V234H18V238H19L20 240H21V239L24 240V241H22L23 244H24V243H26V244H28V245L30 244L28 247H30L31 249H30V248H29V249L32 250V251H33L32 253L36 255V258L39 259V260H40L41 262H43L44 264H47L48 260H49L48 264H58V263H60V264H66V263H67V264H68V263H69V264H73L72 262L75 261L76 256H77V258H76V262H74V263H77V262L79 261V262H81L82 264H83V262H84L85 264H88L89 261H87V259L89 260L90 258H91V259H90V263H89V264H92L93 262H95V264H96L97 262H98L97 264H100V263H101V264H113V263H114V264H117V263H118V264H122V263H123V264H126V263H128V262L130 261L131 258H133V257L130 258V256H126V257H125V256H123L124 254L121 256V255H120L121 253L119 254L118 251H117V252H118V253H117V252L114 251V250H113V251L111 250V252H109V251H110L109 249H107V250L105 249L106 251H104V250H103L104 247H102L101 245H97V246H101L102 249H101L100 247H99V248H96V247H97L96 245H94V246H96V247H95L96 249H95V248L93 249L94 246L90 245L89 242H87V240L81 239V237H79L78 235H76V234L74 235L73 233L68 232V231H70V226H67V228L69 227V228H68L69 230L67 229L68 231L65 230L66 232H65V231L62 232L61 237H60V234H58L57 232H56V233H51L52 231H45L44 229H42V230H40V229L38 230V228H37V229H34L33 226H37V225H39V222L36 221V218H35V217H33V216H29V215H28V216L30 217V218H29V217H27V215L19 216V215H15V214H13V212H12L13 210H11L10 207H9L10 204L7 202V205H6V204H5ZM253 202H254V201H253ZM253 202H252V203H253ZM254 203H255V202H254ZM8 205H9V206H8ZM251 205H253V204H251ZM199 206H200V205H199ZM8 207H9V208H8ZM5 208H6V209H5ZM11 208H12V206H11ZM199 208H200V207H199ZM202 208H203V206H201V209H200V210H203ZM13 209H15V208L13 207ZM10 210H11V211H10ZM263 210H264V209H263ZM215 212H217V211H215ZM8 213H10V214H8ZM207 213L209 214L210 217H212L213 219H215V220H217V221H219V222L221 221V223H223L224 225H227V226H230V227H234V226H235V223H236V222H235V223H232V222H230L231 220H230V221L228 220L227 223H226V222H222L223 220L225 221L224 217H226V218H227V217H228V218L230 217V218H231V216H230L229 214H226L227 212H225V214H223L224 212H217V214H216V213H211V212H207ZM210 213L213 214V215H216V216H214L215 218H214L213 215H211ZM221 214H222V215H221ZM54 215H55V214H54ZM217 215H218V216H217ZM219 215H221V216L219 217ZM225 215H228V216H225ZM223 216H224V217H223ZM21 217H22V218H21ZM26 217H27V218H26ZM28 218H29V219H28ZM216 218H217V219H216ZM27 219H28V220H27ZM31 219H32V220H31ZM221 219H222V220H221ZM23 220H22V221H23ZM226 220H227V219H226ZM30 221H31L32 223H31ZM34 221H35V222H34ZM29 222H30V223H29ZM36 222H37V223H36ZM22 223H24V222H22ZM33 223H34V224H33ZM35 224H37V225H35ZM230 224H231V225L234 224V225L231 226ZM22 227H23V228H22ZM29 227H30V228H29ZM235 227H236V226H235ZM236 228H237V227H236ZM24 229H25V230H24ZM29 229H30V230H29ZM44 231H45V233H47V234H45ZM172 231H173V233H174V234H172V238L175 236L174 238H176V239H171V238H170V240H167V241H169L168 244L171 243V244L168 246V249H172V250L175 251L176 249H178V247H176V246L178 245L177 242L180 244V245H178L179 248H180V246H181V243H180V236H179V234L176 232V230H172ZM67 232H68V233H67ZM59 233H61V232H59ZM63 233H64V234H63ZM65 233H67V234H65ZM176 233H177V234H176ZM21 234H24V235H21ZM68 234H69V235H68ZM175 234H176V235H175ZM30 235H31V236H30ZM53 235H54V236H53ZM55 235H57V236L55 237ZM149 235H150L149 237H153L152 234L149 233ZM177 235H178L179 237H177ZM24 236H25V237H24ZM36 236H39L40 239H39V237H36ZM58 236H59V237H58ZM64 236H65V237H64ZM68 236H69L70 238H69ZM26 237H27V238H26ZM54 237H55V238H54ZM77 237H78V238H77ZM169 237H171V234H170ZM255 237H256V236H255ZM259 237H260V236L257 235V237H256L257 240H258ZM31 238H32V239H31ZM36 238H37V239H36ZM45 238H46V239H45ZM66 238H67V239H66ZM156 238H157V237H156ZM156 238H155V237L152 238V239L155 240L156 247H158V248L160 247V249H162L163 252L168 251L166 248H162L163 246H162V244H161L159 238H157V239H156ZM177 238H178L179 241L176 242ZM261 238H263V237H261ZM261 238H259L258 241L261 242L262 240H264V238H263V239H261ZM26 239H29V240H26ZM30 239H31V240H30ZM38 239L41 240V241H39ZM42 239H44V240H42ZM75 239H77V240L75 241ZM80 239H81V240H80ZM168 239H169V238H168ZM36 240H37V241H36ZM50 240H51V241H50ZM68 240H69V241H68ZM78 240H80V241L83 242V243L78 242ZM83 240H84L85 242H84ZM173 240H174L176 243H175ZM44 241H46V242H44ZM55 241H56V242H55ZM59 241H60V242H59ZM70 241H71V242H70ZM158 241H159V243H158ZM42 242H43L44 244H43ZM48 242H49V243H48ZM62 242H63V243H62ZM172 242H173V243H172ZM262 242H263V241H262ZM57 243H58V244H57ZM86 243H87V244H86ZM53 244H54V245H53ZM61 244H62V245H61ZM77 244H79V245H77ZM85 244H86V245H85ZM88 244H89V246H88ZM157 244H158L159 246H157ZM168 244H167V245H168ZM172 244H175L174 246H175L176 248H173L174 246H173ZM35 245H36V246H35ZM45 245H46V246H45ZM60 245H61L60 248L57 247V248L55 249L56 246H60ZM67 245H68V246H67ZM80 245H81V246H80ZM153 245H154V244H153ZM171 245H172V246H171ZM54 246H55V247H54ZM64 246H65V247H64ZM70 246H72V248H71ZM82 246H83L84 248H83ZM151 246H152V245H151ZM154 246H155V245H154ZM154 246H152V248H154ZM190 246H191L190 248H191V250H192L193 252L197 249V248H195V246H194V248H195V249H194V248H193V245H190ZM33 247H34V248H33ZM41 247H42V248H41ZM46 247H48V249H47ZM52 247H53V248H52ZM62 247H64V248H62ZM89 247H90V248H89ZM169 247H170V248H169ZM44 248H45V249H44ZM65 248H66V249H65ZM68 248H71V249H68ZM82 248H83V249H82ZM85 248H86V250H85ZM147 248H148L149 250H151V248H149V246H148ZM181 248L183 249L182 246H181ZM36 249H37V250H36ZM40 249H41V250H40ZM43 249H44V251H42ZM49 249H50V250H49ZM53 249H54V250H53ZM58 249H59V250H58ZM88 249H89V250H88ZM92 249H93V250H92ZM99 249H100V251H99ZM165 249H166V250H165ZM182 249H179V250H182ZM20 250H21V253H20V254L25 256V253L22 252L23 250H22V249H20ZM164 250H165V251H164ZM56 251H58V253H57ZM68 251H69L70 257H69V254L67 253ZM74 251L76 252V256H75V252H74ZM176 251H177V250H176ZM34 252H35V253H34ZM36 252H37V253H36ZM70 252H74V253L71 254ZM80 252H81V253H80ZM107 252H108V253H107ZM195 252L197 253V252H199V251L196 250ZM195 252H194V253H195ZM23 253H24V254H23ZM42 253H43V254H42ZM45 253H46V254H45ZM60 253H61V254H60ZM65 253L67 254L66 256L64 255ZM100 253H101V254H100ZM103 253H104V254H103ZM39 254H40V255H39ZM50 254H51V255H50ZM52 254H53V256H52ZM56 254H57V255H56ZM77 254H78V255H77ZM79 254H80V257H81V258H79ZM81 254H82V256L85 257L86 261H84L85 259H84V257L81 256ZM83 254H84V255H83ZM105 254H106V255H105ZM108 254H109V255H108ZM114 254H115V255H114ZM38 255H39V256H38ZM47 255H50V257L47 256ZM54 255H56V256L54 257ZM61 255H62V256H61ZM71 255H72V257H75V258H72L74 261H73V260H70V259H67V258H71ZM95 255H96V256H95ZM102 255H104V256H103L104 258L102 257ZM111 255L113 256V258L111 257ZM37 256H38V257H37ZM41 256H42V257H41ZM51 256H52V258H51ZM108 256H110V257H108ZM114 256H115V258H114ZM117 256H118V257H117ZM119 256H121V257H119ZM57 257H58V258H57ZM62 257H63V258H62ZM66 257H67V258H66ZM123 257L128 258V259H125V258H123ZM243 257H244V255H241V254L239 255V254H238L237 257L235 258L236 260H235V262H234L233 264H237V262H238V264H239V263L242 264V260H243V264H245L246 260L244 261V258H243ZM40 258H41V259H40ZM53 258H54V259H53ZM59 258H61V259L59 260ZM82 258H83V259H82ZM99 258H100V259H99ZM101 258H102V259H101ZM105 258H106V259H105ZM107 258H108L110 261L112 260L111 263L108 262V259H107ZM117 258H118V260H120V262L117 260ZM121 258H123V260H122ZM238 258H239V259H238ZM240 258H241V261H240ZM42 259H43V260H42ZM45 259H46V260H45ZM52 259H53L54 261H53ZM55 259H56V260H55ZM78 259H79V260H78ZM81 259H82L83 261H82ZM124 259H125V260H128V262L125 261ZM66 260L69 261V262H67ZM91 260H93V261H91ZM102 260H103V261H102ZM104 260H105V261H104ZM113 260H115V261H113ZM121 260H122V261H121ZM131 260H132V262L130 261L129 264H138V262H137L134 258L131 259ZM134 260H135V261H134ZM250 260H251V261H250ZM250 260H249V262H252V259H250ZM106 261H107V263H106ZM45 262H46V263H45ZM56 262H58V263H56ZM70 262H71V263H70ZM79 262H78V263H79ZM86 262H88V263H86ZM91 262H92V263H91ZM249 262H247V263H248V264H251V263H249ZM78 263H77V264H78ZM253 263H254V261H253ZM11 264H13V263H11ZM79 264H80V263H79Z\"/></svg>","mask_w":264,"mask_h":264}]
</instances>
